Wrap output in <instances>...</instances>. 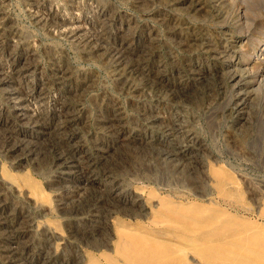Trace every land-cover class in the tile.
<instances>
[{"label":"rangeland","instance_id":"obj_1","mask_svg":"<svg viewBox=\"0 0 264 264\" xmlns=\"http://www.w3.org/2000/svg\"><path fill=\"white\" fill-rule=\"evenodd\" d=\"M154 1L153 0H104V1L103 0H96V1L95 0L94 1L93 0H81V1L80 0H2L1 1L0 0V5L2 6V7L0 6L1 7L0 12H1V14H4V15L0 16L1 17L0 18V21H1L0 22V31L2 32V33L0 32L1 33L0 34V38H1L0 39V43H1L0 53H2V54H0V57L3 56L2 59H0V66H1L0 70L3 69L2 71L5 73L13 71L11 69L14 68V65L16 62L15 63L12 62V60L7 57L8 53L12 52L13 49L17 48V49H22L24 51H27L29 49V51H31L32 54L28 60L30 62V65L33 66V68L31 69L32 78H33V79H31V83H32L31 86L34 87L35 84H38L40 86H38V89H35V91L28 94L27 96H22V99L25 98L27 103L30 106L32 105V103H33V105H35L36 103L38 104V101H39V105L41 103V105H40L41 106V108H40L41 112L40 113L43 115L41 116L42 121L40 122V119H39L38 125H40L42 127H46V128H48L50 126V129H52V130L55 129V131L58 129L57 130L58 136L55 135L56 137L53 138L52 141L46 143V145H45V148H47L46 150L43 149L41 146H38V144H37V145H35V149H34L35 152L33 150L32 153H26L24 150L19 152V153H15V154L9 153L7 151V145H6L7 142L5 141V139L1 135L2 138H0V140H1L0 144L2 145V147L0 145V166H2V168L5 167L4 168L5 172H2L3 169H0V173L2 172L3 178H5L7 181H10L13 184H15V187L17 186L19 189H22L23 192H25L27 194V196L30 195V193H28V190L30 191V189H31V188L29 189V185L27 184V182H29V183L32 182V184H35L37 186V189L39 190V194L38 195L31 194L29 196V200L27 201L23 195L22 196H20L21 194L20 195H16V194L14 195V193L8 191L6 187L1 188V186H0V189L5 190L2 192L3 196L1 195V198H0V203H1V199L4 202V204L1 203L2 206H4V208L3 207H2L3 209L1 208L3 212L0 213V219H1L0 220L1 221L0 222V229H1L0 230V233H1V235H0V239H1L0 240L1 241L0 242V249H1L0 250V254H1L0 255V264H5V263H7V264H20V263L21 264H36V263L37 264H46V263H48V264H64V263L65 264H72V263L76 264L79 261H81V262H79L77 264H110L109 262H110L111 258L117 259V257H118V254H116V251H115L116 250V244L118 241V237L122 233V230L124 227H126V229H127V227H128V229H133V228H137L138 226H140V227L143 226L145 228H147V227L151 228V226H152V222H151L152 221V215L156 213L155 209H157V211H158L159 209L172 208L174 206H177L181 210L187 211L189 213H191L192 211L195 212V211L199 210L201 212L204 211L203 213H205L208 216L213 215V216L219 217L220 218L219 220L221 222L219 225H220V227H223L225 229L240 228V227L242 228L244 226L245 227L250 226L248 228H250L251 230H254V229H258L260 227H264V223H261V221H264V193H261L262 191H264V190H262V188H264V126H262V124H264V120H262V119H264V110H262V109H264V0H195V1L194 0H154ZM96 2H98V3H96ZM49 4H51V5H49ZM183 4L185 5V7ZM43 5H44V7H43ZM131 5L134 7H132ZM5 6H6V8H5ZM47 6H48V8H47ZM2 10H4L6 13ZM91 11H93V12H91ZM43 12H44V14H43ZM98 13H100V14H98ZM161 13H162V15H161ZM129 14H131V15H129ZM46 15H47V17H46ZM60 15L62 18H59ZM180 16H182V17H180ZM161 18H162V20H161ZM165 18H167V19H165ZM116 19H118V20H116ZM184 20H185V22H184ZM12 21L15 24H13ZM39 21H40V24H39ZM63 22H64V24H63ZM170 22H171V24H170ZM201 22H202V24H201ZM134 23L136 24V26ZM62 24H63V26H62ZM128 24H130V25L128 26ZM154 24H155V26H154ZM193 24H194V26H192ZM216 24H218V25H216ZM3 25H5L6 27H4ZM7 26L9 27V29ZM105 26L106 27L108 26V28L109 27L110 28L106 29ZM87 28H89V29H87ZM118 28H119V30H118ZM17 29H18V31H17ZM176 29H177V31H176ZM94 30H96V31H94ZM97 30H98V33H97ZM105 30H109V31L104 32ZM154 30H156V31H154ZM74 32H76L77 34ZM157 32L159 35H157ZM27 33L29 34L28 36H27ZM139 33H140V35H138ZM11 34H12V36H9ZM25 34H26V38H25ZM65 34H66V36H65ZM74 34H75V36H74ZM104 34H105V36L107 35L106 38H105V36H103ZM113 34L115 36H113ZM2 35L4 36V38L1 37ZM13 35H15V36H13ZM16 36H18V37L20 36L19 40H18V37H16ZM70 36H73V38H69ZM112 37H114V38H112ZM8 38H9V40H8ZM27 38H29V39H27ZM111 38H112V40H111ZM31 39H32V41H31ZM186 39H188V40H186ZM193 39L195 40V42ZM1 40H3V41H1ZM13 40H15L16 42H14ZM125 40H127V41H125ZM178 40H180V41H178ZM111 41H112V43H111ZM34 42H35L36 46L33 44ZM168 42H169V44H168ZM21 44H23L24 46ZM49 44H50V46H49ZM125 44H126V46H125ZM177 47H178V49H177ZM4 48H6L7 50ZM26 48H28V49H26ZM85 48H86V50H85ZM123 48L125 50H123ZM200 48H202V49H200ZM1 49H3V50H1ZM38 49H39V51H38ZM90 50L91 51L93 50L92 53H90L91 52ZM112 50H113V52H112ZM5 51L7 52V54L5 53ZM46 51H47V54H46ZM88 51H90V52H88ZM142 51H144V54H142ZM126 53H128V54H126ZM4 54H5V56H4ZM130 55H132V56L130 57ZM33 57H34V59H32ZM156 59H157V61H156ZM1 61H3L6 65ZM6 61H9V62H6ZM31 61H32V63H31ZM101 62H103V63L101 64ZM141 62H143V64ZM66 63H68V64H66ZM55 64H57L58 67L60 66V68H59L60 70L56 69L58 67ZM115 66H116V68H115ZM49 68H52L53 71H52V69H49ZM33 70H35V71H33ZM140 71H142V72H140ZM112 74H113V76H112ZM116 74H117V76H116ZM75 75H76V78H75ZM70 77H71V79H70ZM37 78H39V79H37ZM22 79L23 78H20V81H23ZM97 79H98V81H96ZM50 81L51 82L53 81V82L50 83ZM72 81H73V83H72ZM103 81H104V83H103ZM223 81H225V83H223ZM64 82H66V84ZM112 82H113V84H111ZM120 82H122V83H120ZM22 84L23 83H21V87H22ZM118 84L120 86H117ZM66 85H68V86H66ZM126 85H127V87H126L127 91H125ZM183 85H185V86H183ZM21 87H19V89ZM88 87H89V89H88ZM23 88H24V85H23ZM48 89H49V91H48ZM40 90L42 91V93ZM37 91H39V92H37ZM71 91L72 92L76 91V92L70 93ZM135 92L138 94L136 95ZM150 92H152V93H150ZM153 92H155V93H153ZM35 93H36V95H35ZM46 94H48V95H46ZM70 94H72L74 96V98ZM75 94H77V95H75ZM110 94H111V96H110ZM154 94H156V95H154ZM242 94H243V96H242ZM139 95L140 96L142 95V96L140 97ZM36 96H37V99H36ZM50 96H51V98H50ZM5 97H6V95L4 94V92H2V90H0V105H1V108L3 109V110L1 109L0 111H1L2 116L5 115V114H3L4 113L3 111L4 110L6 111V109L9 108V105H10V103L6 102ZM54 97H56L57 99ZM103 97H105V98H103ZM233 97H235V98H233ZM58 98H60V99H58ZM109 98H110V100H109ZM241 98H243V99H241ZM217 99H218V101H217ZM240 100H242V101H240ZM110 101H112V102H110ZM215 101H217V102L213 103ZM119 102H120V104H119ZM133 102L135 105H133ZM145 102H147V103H145ZM4 103H5V105H3ZM148 103H149V105H148ZM64 104H67V105H64ZM104 104H106V105H104ZM146 104H147V107H146ZM69 105H70V107H69ZM141 105H143V106L141 107ZM150 105L152 106V108L150 107ZM159 105H160V107H159ZM44 106H45V108H43ZM55 106L57 107V109ZM122 106L124 108H121ZM256 106H257V108H256ZM50 107H53V108H50ZM114 107H115V109H114ZM234 107H236V108H234ZM208 108L210 109V112H209ZM113 109L118 111V112L114 111ZM124 109H125V111H124ZM155 109L156 110L158 109V112ZM57 110L58 111L60 110L59 111L60 114L58 116L55 113V111H57ZM139 110H140V112H138ZM82 112H83V114H82ZM150 113H152L151 117H149ZM155 113H157V114H155ZM72 114H74V115H72ZM145 114H146V116H143ZM169 114H170V116H169ZM176 114H177V116H176ZM260 114H262V115H260ZM64 115L65 116L67 115V116L65 117ZM84 116H86V117H84ZM115 116H116V118H115ZM59 117H60V119H59ZM146 117H147V119H146ZM152 117H153V119H152ZM85 118H87V119H85ZM182 118H183V120H182ZM254 118H256V120ZM71 119H72V121H71ZM134 119H135V123H134V121H132ZM233 119H235V120H233ZM44 120H48V121H46V123H45ZM97 120H102V121H97ZM151 120H153V121H151ZM54 121H55V123H54ZM148 121H150V122H148ZM186 121L188 122V124ZM43 122H44V124H43ZM106 122H108V123H106ZM153 122H155V123H153ZM10 123H11L13 129H20L21 124H19L18 121L16 122V120H14V117L10 116ZM95 123H96V125H95ZM105 123H106V126L104 125ZM117 123H118V125H117ZM130 123H132L133 125H131ZM60 124H62V125H60ZM84 124H85V127H84ZM86 124H88V126ZM247 125L248 126L251 125V126L248 127ZM58 126L59 127L61 126V127L58 128ZM113 126L115 127L114 131H113ZM116 126H119L120 129H119V127H116ZM64 128L65 129L68 128V129L65 130ZM59 129H60V132H59ZM63 130H64V132H63ZM108 130H109V132H108ZM137 130L140 131L139 134H138ZM164 130H165V132H164ZM188 130L189 131L191 130V131L189 132ZM238 130H239V132H238ZM81 131H82V133H81ZM249 131H250V134H249ZM52 132L53 131H51V133ZM69 132H71V133H69ZM87 132H88V134H87ZM142 132H143V135L141 134ZM146 133H147V135H146ZM182 133H183V135H182ZM61 134L64 136H62ZM115 134H117V135H115ZM154 135L157 138H155ZM180 135H182L181 136L182 138L179 139ZM243 135H244V137H243ZM81 136H83V137L81 138ZM93 136H95V137H93ZM123 136H125V137H123ZM196 136L198 138H196ZM148 137L151 139H149ZM193 137H195V138H193ZM58 138H60L59 139L60 141H56V140H58ZM64 138H65V140H64ZM80 139H81V141H80ZM128 139H130V140H128ZM139 139L141 140L140 142H139ZM157 139L161 142H159ZM174 139H178L179 142L177 140H174ZM181 139H182L183 144L181 142ZM197 139H198V141H197ZM13 140H14V138H13ZM131 140H132V142H131ZM149 140H150V142H149ZM190 140L193 142H191ZM202 140H203V142H201ZM242 140L244 141V143H242L243 142ZM56 143H57V145H56ZM118 143H120V144H118ZM163 143H164V145H163ZM191 143H194V144H191ZM70 144L72 147H70ZM152 144H154V145H152ZM173 144H174V146H173ZM176 144H178L179 146ZM183 145H185V146H183ZM158 146L159 147L163 146V147L161 149V147L159 148ZM166 147L168 149H166ZM174 147L178 148V149H175ZM203 147H205V148L203 149ZM79 148H80V150H79ZM182 149H184V150H182ZM195 150L198 152H196ZM206 150H208L207 153H206ZM258 150H260V151H258ZM1 151H3V152H1ZM6 151H7V154H6ZM44 151L48 154H46ZM78 151H79V153H78ZM157 151H158V153L160 152L161 154L160 153H159L160 155L157 154ZM72 152H74V153H72ZM80 152H82V154ZM100 152H102V153H100ZM152 152H153V154H152ZM164 152H166V153H164ZM155 153H156V157H154ZM167 153H174V155H173L174 158L173 159L168 158L166 156ZM195 153L196 154L198 153V155H196ZM85 154H86V156L87 155L88 156L86 157ZM149 154H150V156H149ZM91 155H93V156H91ZM146 155L148 156L147 157L148 159L146 158ZM161 155H162V157H161ZM32 156H34V157H32ZM140 156L143 159H141ZM188 156L189 157L193 156L192 159H193V161L194 160L195 161L193 162L191 160V158H189ZM197 156H198V160H197ZM179 157H183V158H179ZM34 158H35V162H34ZM99 158H100V160H99ZM158 158H160L161 160H158ZM155 159H156V161H155ZM174 159H177V160H174ZM39 160H43V161H39ZM69 160H72L76 165H74V167H71V165L69 166L68 164H66L65 162H68ZM75 160H76V162H75ZM136 160H137V162H136ZM143 160H144V162H143ZM5 161L6 162L10 161L11 163L10 162L5 163ZM23 161L26 163H24ZM127 161L129 163H127ZM177 161L178 162L180 161V162L178 163ZM41 162H42V164H41ZM139 162H140V165H139ZM200 162H202L203 164ZM27 163L29 166H27ZM208 163H209V165H208ZM114 164H117V165L114 166ZM17 165H19V166H17ZM160 165H162V166H160ZM210 165L215 167V168L211 167ZM15 166H17V167H15ZM77 166L79 168H77ZM130 166L132 168H130ZM146 166H148V167L150 166V167L148 168ZM200 166H202V167H200ZM34 167H36V168H34ZM104 167H106V169ZM153 167H155V168H153ZM165 167L166 168L168 167V169H165ZM147 168L150 170H148ZM174 168L176 169L175 172H174ZM217 168H221V170L217 169ZM50 169H52V170H50ZM141 169H142V171H141ZM226 169H228V171ZM85 170L88 174L85 172ZM100 170L102 172H100ZM103 170H107V171H103ZM137 170H138V174L136 173ZM164 170H166V171H164ZM170 170L172 173L170 172ZM203 170L206 172H204ZM214 170H216V171H214ZM185 171H187V173ZM23 172H24V175H22ZM180 172H182V173L180 174ZM68 173L71 175H69ZM121 173H124V174L119 175ZM153 173H156V174L153 175ZM7 174H9V175H7ZM44 174H46V175H44ZM170 174H172V176ZM183 174H184V176L179 177V175H183ZM189 174H191V175H189ZM194 174H196V175L194 176ZM197 174H200V176ZM217 174H219L218 177H217ZM227 174H228V176H230V175L231 176L228 178ZM15 175L22 176L21 178H23L24 180L20 179L19 176L17 177ZM53 175H54V177H53ZM112 175L115 177H113ZM12 176H13V179H12ZM24 176H28V178L26 179V177H24ZM66 176H68V177H66ZM101 176H102V178H101ZM126 176H127L128 180H127ZM160 176H162V180L158 179V178H161ZM163 176H165V178ZM209 176H211V177H209ZM14 177L16 178V180ZM106 177H107V179H106ZM204 177L207 178L208 180L207 179H205L206 181L202 180V179H204ZM86 178L88 179V181ZM110 178H112V179L110 180ZM211 178L213 179V181L211 180ZM231 178H233L234 180L232 179V181H230ZM30 179H31V181H30ZM157 179L160 181L159 183H161V184L157 183ZM168 179H171V180H168ZM191 179H193V180H191ZM241 179H242V181H241ZM83 180H84V182H83ZM167 180H168V182H167ZM218 180L222 181V183ZM110 181H111V184H110ZM141 181H143V182H141ZM170 181H171V183H169ZM175 181H177V184H178V182H180V185H177ZM203 181L205 182V184L208 181L207 185H205L203 183ZM164 182H166V184L168 183L167 184L168 187L166 184H164ZM103 183H105V184H103ZM162 183L166 186H164ZM172 183H175L176 186ZM213 183L216 184L215 186H217L218 188L215 187ZM97 184H98V186H97ZM124 184H125V186H123ZM126 184H127V186H126ZM130 184H132V185H130ZM156 184H157V186H156ZM183 184L185 185V187H183ZM227 184H229V185H227ZM211 185H213V188ZM64 186L66 188H64ZM108 186H109V188H108ZM122 186L124 187L125 197L129 198L126 201H123V200L121 201V198H119L116 194H114L112 192L113 190L116 191L117 188H119V187L123 189ZM137 186L141 190L138 189ZM146 186H148V187H146ZM187 186L189 187V189L192 188L191 193H190V190L187 189L188 188ZM244 186L246 187L247 190H245ZM97 187H98V189H97ZM112 187H113V189H112ZM260 187H261V189H260ZM158 188H160V189H158ZM168 188L171 190H169ZM182 188H184V190ZM233 188H236V189H233ZM83 189H84V191H83ZM111 189H112V191H111ZM131 189L134 191H132ZM137 189L139 191H137ZM179 189H182V190L179 191ZM215 189H217V190H215ZM221 189H222V191H221ZM258 189H260V191ZM125 190H126V193H125ZM166 190H168V191H166ZM233 190H235L234 193H233ZM91 191H93L94 193L93 192L91 193ZM210 191H212L213 193ZM227 191L228 192L232 191V194L228 193ZM76 192L79 194H77ZM167 192H169V193L167 194ZM186 192H188V193H186ZM214 192H216L217 194ZM223 192H226V193H223ZM42 193H45V194H42ZM83 193H85V194L83 195ZM179 193H181V194H179ZM195 193H197V194H195ZM202 193L203 194L205 193V194L203 195ZM235 193H237L238 198H236ZM46 194H47V196L45 197L44 195H46ZM76 194L79 195V197ZM112 194H114L115 196L114 195L110 196ZM193 194H195V195H193ZM211 194L212 195L215 194L214 198ZM219 194H221V195H219ZM225 194H227V196L225 197L226 199H228L227 197L229 196V194L231 195V196H229L230 198L227 201L224 198ZM39 195H43L44 199L42 198V196H39ZM161 195H162V197H161ZM207 195H209L210 197ZM216 195H219L221 198L219 196H216ZM233 195H235V197ZM259 195H260V197H257ZM85 196H88L89 198L85 197ZM99 196H100V198H99ZM108 196H109V198H108ZM141 196L143 197V199L146 200L145 202ZM232 196L234 197V199L231 198ZM251 196H253L254 198ZM255 196L257 198H255ZM10 197H12V199H9ZM14 197H15V199H14ZM18 197L19 198L21 197V199H23V200H20ZM208 197H209V199H208ZM40 198H42V199L40 200ZM72 198H74V199H72ZM136 198H137V200H136ZM153 198L156 199V201ZM186 198H187V200L185 201ZM212 198H213V200H212ZM32 199H34V200H32ZM214 199L216 200V203L213 202ZM237 199L240 200V203H238L239 201ZM36 200H37V202H36ZM132 200L133 201L135 200L134 204H133ZM170 200H172V201H170ZM206 200H208V201H206ZM209 200H210V203H212V204L206 203V202H209ZM234 200H236V201L233 202ZM33 201H35L36 203ZM70 201H71V203H69ZM180 201H182V202H180ZM187 201H189V202H187ZM242 201H243L244 205H242L243 204ZM17 202H19V203L21 202V203L19 204ZM146 202H147V204H146ZM154 202H156L155 205H154ZM176 202H178V203H176ZM148 203L150 204V207H147ZM152 203L154 206L152 205ZM213 203H215V205H213ZM222 203H223V205H222ZM24 204H25V206L26 205L27 206L26 207L23 206ZM107 204H108V206H107ZM138 205L140 206V208ZM201 205H202V207H201ZM236 205L238 208L236 207ZM239 205H241V206L239 207ZM248 205L250 208L248 207ZM43 206H44V209H43ZM41 207H42V209H41ZM51 207H53V208H51ZM96 207H97V209H96ZM125 207H127V208H125ZM133 207H134V209H133ZM142 207H144V208H142ZM151 207H152V209H151ZM18 208H20V210ZM66 208H68V209H66ZM106 208H108V209H106ZM135 208H138V209H135ZM148 208H150L151 210H149ZM233 208L235 209V211L238 210L239 208H241V209L238 210L239 212L238 211L235 212ZM5 209H6V211H5ZM37 209H38V211H37ZM140 209H141V211H140ZM33 210H35V211H33ZM44 210H45V212H44ZM46 210H48V212ZM64 210H66V211H64ZM128 210H130V211H128ZM142 210H143V212H142ZM163 210H165V209H163ZM249 210L251 213L246 212ZM23 211H24V214H21V213H23ZM26 211H29V212H26ZM117 211H119V212H117ZM144 211H146V214H144L145 213ZM222 211L227 213V214L222 215L221 214ZM126 212H128V213H126ZM18 213H19V215H18ZM23 216H24V219L22 218ZM82 216H84V217H82ZM107 216H109V217H107ZM2 217H4V218H2ZM254 217H256V218H254ZM7 218H10V219H7ZM112 218H115L117 221L115 220V222H111V221H113ZM147 218H148V220H147ZM27 219L28 220L30 219L29 220L30 222L33 221L31 223L34 226V231H36L33 235H30L31 237L27 236V234H26L28 223H30ZM14 221H16V222H14ZM47 221H48V223H47ZM122 221H123V224L125 226L121 225ZM36 222L38 223V225L36 224ZM73 222H75V223H73ZM95 222H96V224H95ZM116 222H118L119 224ZM133 222L135 224H133ZM104 223H105V225H104ZM148 223H150V224H148ZM52 224H54L53 225L54 227L52 226ZM110 224H111V226H110ZM248 224H250V225H248ZM15 225H16V228H15ZM39 225H41V226H39ZM108 225H109V227H108ZM2 226H3V228H1ZM11 226H13V227H11ZM44 226H45V228L47 227L46 230H51V231L55 232V235L53 237L47 235L45 233L46 230L43 229ZM9 227L12 229H10ZM40 227H42V228H40ZM90 227H92V228H90ZM37 228L39 230H37ZM2 230L5 232H3ZM110 230H111V232H110ZM60 232H61V234H60ZM98 232H99V234H98ZM57 233H59V235H62L61 239H60V236L57 235ZM25 236H27V237H25ZM45 236H46V238H45ZM36 237H38V238H36ZM55 237H57V238H55ZM105 238H106V240H105ZM112 238H113V240H112ZM54 239L56 241L58 239H60V240H58L56 242V241H54ZM109 239H111L112 241ZM47 240H49V241H47ZM34 241L36 242L35 244H34ZM64 241H66V242L64 243ZM67 241H69V242H67ZM9 242H10V244H9ZM16 242H17V244H16ZM37 242L40 244H38ZM19 243H20V245H19ZM48 243H50V244H48ZM47 244H48V246H50V245L51 246L53 245V246L48 247ZM95 244H96V246H95ZM55 245H57V247H54ZM74 246H77V248ZM99 246H101V247H99ZM33 247H34V249H33ZM56 248L57 249L59 248V250H57ZM2 249H3V251H2ZM55 249H56V251H55ZM75 249H76V251H75ZM79 249H80V251H79ZM8 250H10V251L8 252ZM48 250H50V251L48 252ZM54 251H55V253H54ZM67 252H68L69 256H68ZM75 252H77V253L74 254ZM23 254H25V255H23ZM35 254H36V256H35ZM61 254H63V255H61ZM40 255H42V256H40ZM15 256H17V257H15ZM94 256H96V257H94ZM28 257H29V259H28ZM56 257H58V258H56ZM75 257L79 260L76 261ZM33 258H35L34 259L35 261L33 260ZM49 258H51L52 260ZM61 258H63V259H61ZM69 258H70V260H69ZM71 258H73V259L75 258V259L72 260ZM100 258H101V260H100ZM185 260H184V262L186 264H198L196 262L190 261L187 257ZM55 261H57V262H55ZM117 262H118V264H120V261H117Z\"/></svg>","mask_w":264,"mask_h":264},{"label":"bare ground","instance_id":"obj_2","mask_svg":"<svg viewBox=\"0 0 264 264\" xmlns=\"http://www.w3.org/2000/svg\"><path fill=\"white\" fill-rule=\"evenodd\" d=\"M2 1V0H1ZM81 1V0H80ZM94 1V0H93ZM96 1V0H95ZM104 1V0H103ZM154 1V0H153ZM195 1V0H194ZM6 2V1H5ZM8 2V1H7ZM36 2V1H35ZM64 2V1H63ZM83 2V1H82ZM108 2V1H107ZM151 2V1H150ZM155 2V1H154ZM159 2V1H158ZM187 2V1H186ZM189 2V1H188ZM3 3V2H2ZM75 3V2H74ZM73 3V4H74ZM87 3V2H86ZM96 3H98V2H96ZM111 3V2H110ZM113 3V2H112ZM118 3V2H117ZM43 4V3H42ZM81 4V3H80ZM83 4V3H82ZM92 4V3H91ZM95 4V3H94ZM93 4V5H94ZM106 4V3H105ZM108 4V3H107ZM36 5V4H35ZM49 5H51V4H49ZM48 5V6H49ZM75 5V4H74ZM85 5V4H84ZM88 5V4H87ZM115 5V4H114ZM141 5V4H140ZM146 5V4H145ZM184 5V4H183ZM1 6V5H0ZM41 6V5H40ZM48 6H47V8H48ZM56 6V5H55ZM102 6V5H101ZM100 6V7H101ZM132 6V5H131ZM130 6V7H131ZM2 7V6H1ZM1 7H0V9H1ZM43 7H44V5H43ZM75 7V6H74ZM121 7V6H120ZM132 7H134V6H132ZM175 7V6H174ZM184 7H185V5H184ZM5 8H6V6H5ZM76 8V7H75ZM104 8V7H103ZM106 8V7H105ZM165 8V7H164ZM44 9V8H43ZM79 9V8H78ZM90 9V8H89ZM94 9V8H93ZM55 10V9H54ZM82 10V9H81ZM88 10V9H87ZM98 10V9H97ZM107 10V9H106ZM123 10V9H122ZM140 10V9H139ZM142 10V9H141ZM163 10V9H162ZM187 10V9H186ZM2 11H4V10H2ZM34 11V10H33ZM43 11V10H42ZM99 11V10H98ZM5 12V11H4ZM59 12V11H58ZM91 12H93V11H91ZM3 13V12H2ZM6 13V12H5ZM9 13V12H8ZM90 13V12H89ZM112 13V12H111ZM123 13V12H122ZM142 13V12H141ZM0 14H1V12H0ZM40 14V13H39ZM43 14H44V12H43ZM59 14V13H58ZM92 14V13H91ZM97 14V13H96ZM98 14H100V13H98ZM127 14V13H126ZM172 14V13H171ZM177 14V13H176ZM2 15H4V14H1L0 16H2ZM11 15V14H10ZM129 15H131V14H129ZM161 15H162V13H161ZM205 15V14H204ZM209 15V14H208ZM116 16V15H115ZM127 16V15H126ZM135 16V15H134ZM139 16V15H138ZM141 16V15H140ZM171 16V15H170ZM183 16V15H182ZM182 16H180V17H182ZM197 16V15H196ZM6 17V16H5ZM11 17V16H10ZM9 17V18H10ZM46 17H47V15H46ZM98 17V16H97ZM129 17V16H128ZM131 17V16H130ZM152 17V16H151ZM162 17V16H161ZM1 18V17H0ZM59 18H62L61 17V15H60V17ZM137 18V17H136ZM197 18V17H196ZM5 19V18H4ZM54 19V18H53ZM78 19V18H77ZM99 19V18H98ZM126 19V18H125ZM149 19V18H148ZM165 19H167V18H165ZM181 19V18H180ZM2 20V19H1ZM15 20V19H14ZM42 20V19H41ZM57 20V19H56ZM88 20V19H87ZM105 20V19H104ZM116 20H118V19H116ZM142 20V19H141ZM161 20H162V18H161ZM7 21V20H6ZM5 21V22H6ZM9 21V20H8ZM58 21V20H57ZM66 21V20H65ZM68 21V20H67ZM86 21V20H85ZM84 21V22H85ZM97 21V20H96ZM102 21V20H101ZM188 21V20H187ZM1 22V21H0ZM43 22V21H42ZM53 22V21H52ZM78 22V21H77ZM100 22V21H99ZM116 22V21H115ZM114 22V23H115ZM120 22V21H119ZM126 22V21H125ZM142 22V21H141ZM161 22V21H160ZM184 22H185V20H184ZM11 23V22H10ZM12 23H13V21H12ZM11 23V24H12ZM38 23V22H37ZM49 23V22H48ZM54 23V22H53ZM76 23V22H75ZM138 23V22H137ZM146 23V22H145ZM144 23V24H145ZM163 23V22H162ZM167 23V22H166ZM174 23V22H173ZM189 23V22H188ZM9 24V23H8ZM13 24H15V23H13ZM39 24H40V21H39ZM63 24H64V22H63ZM63 24H62V26H63ZM66 24V23H65ZM72 24V23H71ZM80 24V23H79ZM85 24V23H84ZM83 24V25H84ZM100 24V23H99ZM135 24V23H134ZM141 24V23H140ZM170 24H171V22H170ZM191 24V23H190ZM201 24H202V22H201ZM7 25V24H6ZM82 25V26H83ZM96 25V24H95ZM110 25V24H109ZM114 25V24H113ZM130 24H128V26H129ZM175 25V24H174ZM197 25V24H196ZM216 25H218V24H216ZM4 27H6L5 25H3ZM53 26V25H52ZM71 26V25H70ZM86 26V25H85ZM90 26V25H89ZM124 26V25H123ZM135 26H136V24H135ZM154 26H155V24H154ZM157 26V25H156ZM192 26H194V24L192 25ZM207 26V25H206ZM213 26V25H212ZM8 27V26H7ZM13 27V26H12ZM91 27V26H90ZM93 27V26H92ZM97 27V26H96ZM106 27V26H105ZM141 27V26H140ZM190 27V26H189ZM14 28V27H13ZM18 28V27H17ZM100 28V27H99ZM110 28V27H109ZM108 28V26L106 27V29H109ZM159 28V27H158ZM8 29H9V27H8ZM58 29V28H57ZM60 29V28H59ZM75 29V28H74ZM87 29H89V28H87ZM103 29V28H102ZM121 29V28H120ZM125 29V28H124ZM132 29V28H131ZM145 29V28H144ZM153 29V28H152ZM162 29V28H161ZM191 29V28H190ZM189 29V30H190ZM2 30V29H1ZM7 30V29H6ZM13 30V29H12ZM99 30V29H98ZM98 30H97V33H98ZM116 30V29H115ZM118 30H119V28H118ZM117 30V31H118ZM184 30V29H183ZM197 30V29H196ZM17 31H18V29H17ZM85 31V30H84ZM88 31V30H87ZM94 31H96V30H94ZM101 31V30H100ZM107 31H109V30H105L104 32H107ZM111 31V30H110ZM116 31V32H117ZM140 31V30H139ZM152 31V30H151ZM154 31H156V30H154ZM164 31V30H163ZM162 31V32H163ZM172 31V30H171ZM176 31H177V29H176ZM1 32V31H0ZM7 32V31H6ZM16 32V31H15ZM47 32V31H46ZM66 32V31H65ZM68 32V31H67ZM113 32V31H112ZM121 32V31H120ZM133 32V31H132ZM170 32V31H169ZM173 32V31H172ZM180 32V31H179ZM2 33V32H1ZM0 33V34H1ZM9 33V32H8ZM7 33V34H8ZM11 33V32H10ZM18 33V32H17ZM23 33V32H22ZM70 33V32H69ZM74 33H76V32H74ZM83 33V32H82ZM87 33V32H86ZM115 33V32H114ZM124 33V32H123ZM151 33V32H150ZM165 33V32H164ZM177 33V32H176ZM182 33V32H181ZM197 33V32H196ZM16 34V33H15ZM19 34V33H18ZM77 34V33H76ZM88 34V33H87ZM100 34V33H99ZM125 34V33H124ZM143 34V33H142ZM174 34V33H173ZM179 34V33H178ZM195 34V33H194ZM29 34L27 33V36H28ZM92 35V34H91ZM97 35V34H96ZM102 35V34H101ZM135 35V34H134ZM133 35V36H134ZM138 35H140V33L138 34ZM151 35V34H150ZM157 35H159L158 34V32H157ZM165 35V34H164ZM167 35V34H166ZM9 36H12V34L11 35H9ZM8 36V37H9ZM13 36H15V35H13ZM65 36H66V34H65ZM74 36H75V34H74ZM103 36H105V34L103 35ZM107 36V35H106ZM106 36H105V38H106ZM110 36V35H109ZM113 36H115L114 34H113ZM174 36V35H173ZM179 36V35H178ZM194 36V35H193ZM1 37H3L4 38V36L2 35ZM16 37H18V36H16ZM142 37V36H141ZM12 38V37H11ZM10 38V39H11ZM19 38H20V36L18 37V40H19ZM25 38H26V34H25ZM67 38V37H66ZM69 38H73V36H70ZM68 38V39H69ZM95 38V37H94ZM112 38H114V37H112ZM112 38H111V40H112ZM116 38V37H115ZM172 38V37H171ZM1 39V38H0ZM27 39H29V38H27ZM129 39V38H128ZM156 39V38H155ZM164 39V38H163ZM178 39V38H177ZM199 39V38H198ZM8 40H9V38H8ZM7 40V41H8ZM16 40V39H15ZM15 40H13L14 42H16ZM26 40V39H25ZM75 40V39H74ZM92 40V39H91ZM103 40V39H102ZM114 40V39H113ZM120 40V39H119ZM140 40V39H139ZM176 40V39H175ZM181 40V39H180ZM180 40H178V41H180ZM184 40V39H183ZM186 40H188V39H186ZM185 40V41H186ZM194 40V39H193ZM1 41H3V40H1ZM12 41V42H13ZM28 41V40H27ZM31 41H32V39H31ZM70 41V40H69ZM108 41V40H107ZM122 41V40H121ZM125 41H127V40H125ZM143 41V40H142ZM173 41V40H172ZM171 41V42H172ZM197 41V40H196ZM19 42V41H18ZM25 42V41H24ZM89 42V41H88ZM117 42V41H116ZM130 42V41H129ZM132 42V41H131ZM137 42V41H136ZM147 42V41H146ZM194 42H195V40H194ZM22 43V42H21ZM30 43V42H29ZM37 43V42H36ZM75 43V42H74ZM80 43V42H79ZM94 43V42H93ZM99 43V42H98ZM101 43V42H100ZM103 43V42H102ZM111 43H112V41H111ZM114 43V42H113ZM145 43V42H144ZM155 43V42H154ZM159 43V42H158ZM162 43V42H161ZM175 43V42H174ZM20 44V43H19ZM26 44V43H25ZM28 44V43H27ZM34 45H35V42L33 43ZM46 44V43H45ZM121 44V43H120ZM137 44V43H136ZM168 44H169V42H168ZM202 44V43H201ZM21 45H23V44H21ZM56 45V44H55ZM114 45V44H113ZM133 45V44H132ZM165 45V44H164ZM187 45V44H186ZM0 46H1V43H0ZM9 46V45H8ZM13 46V45H12ZM15 46V45H14ZM24 46V45H23ZM36 46V45H35ZM49 46H50V44H49ZM88 46V45H87ZM86 46V47H87ZM121 46V45H120ZM125 46H126V44H125ZM134 46V45H133ZM197 46V45H196ZM10 47V46H9ZM16 47V46H15ZM22 47V46H21ZM42 47V46H41ZM46 47V46H45ZM84 47V46H83ZM123 47V46H122ZM147 47V46H146ZM34 48V47H33ZM115 48V47H114ZM125 48V47H124ZM123 48V50H125ZM134 48V47H133ZM188 48V47H187ZM4 49H6V48H4ZM11 49V48H10ZM26 49H28V48H26ZM36 49V48H35ZM43 49V48H42ZM46 49V48H45ZM58 49V48H57ZM75 49V48H74ZM84 49V48H83ZM88 49V48H87ZM95 49V48H94ZM132 49V48H131ZM139 49V48H138ZM152 49V48H151ZM171 49V48H170ZM177 49H178V47H177ZM200 49H202V48H200ZM206 49V48H205ZM1 50H3V49H1ZM7 50V49H6ZM34 50V49H33ZM41 50V49H40ZM61 50V49H60ZM63 50V49H62ZM85 50H86V48H85ZM104 50V49H103ZM175 50V49H174ZM198 50V49H197ZM38 51H39V49H38ZM79 51V50H78ZM77 51V52H78ZM91 51V50H90ZM90 51H88V52H90ZM93 51V50H92ZM92 51L90 52V53H92ZM95 51V50H94ZM122 51V50H121ZM155 51V50H154ZM179 51V50H178ZM2 52V51H1ZM75 52V51H74ZM80 52V51H79ZM112 52H113V50H112ZM212 52V51H211ZM5 53L7 54V52L5 51ZM97 53V52H96ZM109 53V52H108ZM131 53V52H130ZM203 53V52H202ZM209 53V52H208ZM0 54H2V53H0ZM31 51H29V49L27 50V51H24V50H22V49H17V48H15V49H13V51L12 52H10V53H8V55H7V57L9 58V59H11L12 60V62H16L15 63V65H14V68H12L11 70H13L12 72L10 71V72H7V73H5V72H3L2 70L3 69H1L0 70V90H2V92H4V94L6 95V97H5V99H6V102H8V103H10V105H9V108H7L6 109V111L4 110L3 112V114H5L4 116H2L1 115V111H0V138H4L5 139V141L7 142V151L9 152V153H11V154H15V153H19V152H21V151H25L26 153H32V151L35 149V145H37L38 144V146H41L43 149H47V148H45V145H46V143H48V142H50V141H52L53 140V138H55L56 136H58V129L55 131V129H50V126L48 127V128H46V127H42V126H40V125H38V121H39V119H40V122L42 121V119H41V116L43 115V114H41L40 112H41V103H40V105H39V101H38V104L36 103L35 105H33V103H32V105L30 106L28 103H27V101H26V99L25 98H23L22 99V96H27L28 94H30V93H32L33 91H35V89H38V86H40V85H38V84H35V86L34 87H32L31 85H32V83H31V79H33L32 78V73H31V69L33 68V66L32 65H30V62L28 61L29 60V58H30V56H31ZM46 54H47V51H46ZM66 54V53H65ZM79 54V53H78ZM77 54V55H78ZM84 54V53H83ZM126 54H128V53H126ZM142 54H144V51H142ZM35 55V54H34ZM67 55V54H66ZM136 55V54H135ZM146 55V54H145ZM2 56V55H1ZM4 56H5V54H4ZM58 56V55H57ZM65 56V55H64ZM80 56V55H79ZM84 56V55H83ZM128 56V55H127ZM132 55H130V57H131ZM189 56V55H188ZM3 57V56H2ZM2 57H0V59H2ZM51 57V56H50ZM56 57V56H55ZM126 57V56H125ZM134 57V56H133ZM136 57V56H135ZM150 57V56H149ZM5 58V57H4ZM64 58V57H63ZM73 58V57H72ZM87 58V57H86ZM137 58V57H136ZM171 58V57H170ZM6 59V58H5ZM32 59H34V57L32 58ZM31 59V60H32ZM65 59V58H64ZM4 60V59H3ZM54 60V59H53ZM56 60V59H55ZM61 60V59H60ZM171 60V59H170ZM175 60V59H174ZM233 60V59H232ZM10 61V60H9ZM9 61H6V62H9ZM67 61V60H66ZM65 61V62H66ZM153 61V60H152ZM156 61H157V59H156ZM1 62H3V61H1ZM61 62V61H60ZM74 62V61H73ZM123 62V61H122ZM121 62V63H122ZM129 62V61H128ZM136 62V61H135ZM146 62V61H145ZM154 62V61H153ZM161 62V61H160ZM172 62V61H171ZM175 62V61H174ZM4 63V62H3ZM31 63H32V61H31ZM71 63V62H70ZM103 62H101V64H102ZM142 64H143V62H141ZM140 63V64H141ZM148 63V62H147ZM237 63V62H236ZM242 63V62H241ZM5 64V63H4ZM42 64V63H41ZM58 64V63H57ZM57 64H55L57 67H58V65ZM66 64H68V63H66ZM151 64V63H150ZM175 64V63H174ZM6 65V64H5ZM12 65V64H11ZM64 65V64H63ZM117 65V64H116ZM121 65V64H120ZM136 65V64H135ZM36 66V65H35ZM104 66V65H103ZM114 66V65H113ZM240 66V65H239ZM1 67V66H0ZM3 67V66H2ZM9 67V66H8ZM11 67V66H10ZM49 67V66H48ZM72 67V66H71ZM142 67V66H141ZM157 67V66H156ZM159 67V66H158ZM179 67V66H178ZM38 68V67H37ZM43 68V67H42ZM60 68V66L58 67V68H56V69H59ZM68 68V67H67ZM92 68V67H91ZM95 68V67H94ZM101 68V67H100ZM115 68H116V66H115ZM167 68V67H166ZM175 68V67H174ZM229 68V67H228ZM6 69V68H5ZM4 69V70H5ZM10 69V68H9ZM36 69V68H35ZM49 69H52V68H49ZM66 69V68H65ZM82 69V68H81ZM80 69V70H81ZM89 69V68H88ZM87 69V70H88ZM103 69V68H102ZM139 69V68H138ZM154 69V68H153ZM45 70V69H44ZM60 70V69H59ZM68 70V69H67ZM86 70V69H85ZM131 70V69H130ZM215 70V69H214ZM33 71H35V70H33ZM50 71V70H49ZM52 71H53V69H52ZM70 71V70H69ZM77 71V70H76ZM79 71V70H78ZM83 71V70H82ZM81 71V72H82ZM95 71V70H94ZM112 71V70H111ZM121 71V70H120ZM133 71V70H132ZM200 71V70H199ZM55 72V71H54ZM86 72V71H85ZM88 72V71H87ZM140 72H142V71H140ZM139 72V73H140ZM175 72V71H174ZM181 72V71H180ZM37 73V72H36ZM42 73V72H41ZM57 73V72H56ZM113 73V72H112ZM167 73V72H166ZM219 73V72H218ZM50 74V73H49ZM67 74V73H66ZM114 74V73H113ZM113 74H112V76H113ZM212 74V73H211ZM210 74V75H211ZM153 75V74H152ZM163 75V74H162ZM91 76V75H90ZM105 76V75H104ZM110 76V75H109ZM116 76H117V74H116ZM56 77V76H55ZM73 77V76H72ZM129 77V76H128ZM134 77V76H133ZM132 77V78H133ZM167 77V76H166ZM182 77V76H181ZM222 77V76H221ZM20 78H23L22 80L23 81H20ZM42 78V77H41ZM49 78V77H48ZM75 78H76V75H75ZM83 78V77H82ZM106 78V77H105ZM37 79H39V78H37ZM57 79V78H56ZM61 79V78H60ZM69 79V78H68ZM70 79H71V77H70ZM74 79V78H73ZM85 79V78H84ZM90 79V78H89ZM114 79V78H113ZM124 79V78H123ZM244 79V78H243ZM83 80V79H82ZM107 80V79H106ZM143 80V79H142ZM157 80V79H156ZM161 80V79H160ZM167 80V79H166ZM197 80V79H196ZM235 80V79H234ZM48 81V80H47ZM84 81V80H83ZM90 81V80H89ZM96 81H98V79L96 80ZM124 81V80H123ZM151 81V80H150ZM149 81V82H150ZM164 81V80H163ZM25 82V83H24ZM29 82V83H28ZM33 82V81H32ZM35 82V81H34ZM53 82V81H52ZM51 81H50V83H52ZM79 82V81H78ZM101 82V81H100ZM165 82V81H164ZM192 82V81H191ZM21 83H23L22 84V87H21ZM40 83V82H39ZM48 83V82H47ZM49 83V84H50ZM65 84H66V82H64ZM63 83V84H64ZM72 83H73V81H72ZM89 83V82H88ZM91 83V82H90ZM103 83H104V81H103ZM118 83V82H117ZM120 83H122V82H120ZM119 83V84H120ZM132 83V82H131ZM182 83V82H181ZM223 83H225V81H223ZM43 84V83H42ZM48 84V85H49ZM85 84V83H84ZM92 84V83H91ZM111 84H113V82L111 83ZM117 85V86H120V85ZM127 84V83H126ZM164 84V83H163ZM185 84V83H184ZM23 85H24V88H23ZM34 85V84H33ZM46 85V84H45ZM55 85V84H54ZM73 85V84H72ZM76 85V84H75ZM80 85V84H79ZM128 85V84H127ZM127 85L125 86V88L127 87ZM149 85V84H148ZM147 85V86H148ZM169 85V84H168ZM167 85V86H168ZM226 85V84H225ZM66 86H68V85H66ZM71 86V85H70ZM86 86V85H85ZM90 86V85H89ZM103 86V85H102ZM116 86V87H117ZM124 86V85H123ZM172 86V85H171ZM181 86V85H180ZM183 86H185V85H183ZM233 86V85H232ZM239 86V85H238ZM19 87H21L20 89H19ZM43 87V86H42ZM52 87V86H51ZM50 87V88H51ZM107 87V86H106ZM122 87V86H121ZM150 87V86H149ZM170 87V86H169ZM174 87V86H173ZM194 87V86H193ZM48 88V87H47ZM68 88V87H67ZM137 88V87H136ZM171 88V87H170ZM176 88V87H175ZM183 88V87H182ZM241 88V87H240ZM43 89V88H42ZM81 89V88H80ZM84 89V88H83ZM88 89H89V87H88ZM92 89V88H91ZM95 89V88H94ZM98 89V88H97ZM180 89V88H179ZM226 89V88H225ZM71 90V89H70ZM104 90V89H103ZM133 90V89H132ZM135 90V89H134ZM148 90V89H147ZM207 90V89H206ZM229 90V89H228ZM41 91V90H40ZM48 91H49V89H48ZM68 91V90H67ZM85 91V90H84ZM92 91V90H91ZM118 91V90H117ZM116 91V92H117ZM125 91H127V88L125 89ZM131 91V90H130ZM235 91V90H234ZM237 91V90H236ZM37 92H39V91H37ZM59 92V91H58ZM74 92H76V91H74ZM74 92H70V93H74ZM108 92V91H107ZM115 92V91H114ZM123 92V91H122ZM148 92V91H147ZM159 92V91H158ZM229 92V91H228ZM41 93H42V91H41ZM78 93V92H77ZM81 93V92H80ZM83 93V92H82ZM92 93V92H91ZM136 93V92H135ZM144 93V92H143ZM150 93H152V92H150ZM153 93H155V92H153ZM181 93V92H180ZM255 93V92H254ZM40 94V93H39ZM67 94V93H66ZM138 93H136V95H137ZM145 94V93H144ZM230 94V93H229ZM35 95H36V93H35ZM41 95V94H40ZM46 95H48V94H46ZM68 95V94H67ZM70 95H72V94H70ZM75 95H77V94H75ZM88 95V94H87ZM90 95V94H89ZM92 95V94H91ZM143 95V94H142ZM141 95V96H142ZM154 95H156V94H154ZM251 95V94H250ZM253 95V94H252ZM32 96V95H31ZM43 96V95H42ZM54 96V95H53ZM73 96V95H72ZM81 96V95H80ZM85 96V95H84ZM103 96V95H102ZM101 96V97H102ZM109 96V95H108ZM110 96H111V94H110ZM118 96V95H117ZM140 96V95H139ZM140 96V97H141ZM145 96V95H144ZM242 96H243V94H242ZM47 97V96H46ZM218 97V96H217ZM229 97V96H228ZM246 97V96H245ZM32 98V97H31ZM39 98V97H38ZM44 98V97H43ZM42 98V99H43ZM50 98H51V96H50ZM49 98V99H50ZM54 98H56V97H54ZM73 98H74V96H73ZM103 98H105V97H103ZM131 98V97H130ZM139 98V97H138ZM154 98V97H153ZM233 98H235V97H233ZM35 99V98H34ZM36 99H37V96H36ZM48 99V100H49ZM53 99V98H52ZM57 99V98H56ZM58 99H60V98H58ZM62 99V98H61ZM114 99V98H113ZM116 99V98H115ZM162 99V98H161ZM185 99V98H184ZM237 99V98H236ZM241 99H243V98H241ZM28 100V99H27ZM64 100V99H63ZM108 100V99H107ZM109 100H110V98H109ZM112 100V99H111ZM119 100V99H118ZM139 100V99H138ZM141 100V99H140ZM152 100V99H151ZM258 100V99H257ZM35 101V100H34ZM43 101V100H42ZM217 101H218V99H217ZM217 101H215V102H213V103H216ZM240 101H242V100H240ZM249 101V100H248ZM47 102V101H46ZM52 102V101H51ZM57 102V101H56ZM110 102H112V101H110ZM151 102V101H150ZM158 102V101H157ZM48 103V102H47ZM50 103V102H49ZM55 103V102H54ZM60 103V102H59ZM85 103V102H84ZM106 103V102H105ZM131 103V102H130ZM139 103V102H138ZM142 103V102H141ZM145 103H147V102H145ZM162 103V102H161ZM160 103V104H161ZM44 104V103H43ZM70 104V103H69ZM74 104V103H73ZM117 104V103H116ZM119 104H120V102H119ZM132 104V103H131ZM155 104V103H154ZM157 104V103H156ZM239 104V103H238ZM246 104V103H245ZM258 104V103H257ZM3 105H5V103L3 104ZM48 105V104H47ZM46 105V106H47ZM53 105V104H52ZM64 105H67V104H64ZM104 105H106V104H104ZM113 105V104H112ZM111 105V106H112ZM133 105H135L134 104V102H133ZM148 105H149V103H148ZM248 105V104H247ZM50 106V105H49ZM57 106V105H56ZM55 106V107H56ZM132 106V105H131ZM137 106V105H136ZM143 105H141V107H142ZM226 106V105H225ZM232 106V105H231ZM54 107V106H53ZM53 107H50V108H53ZM59 107V106H58ZM69 107H70V105H69ZM133 107V106H132ZM146 107H147V104H146ZM150 107L152 108V106L150 105ZM156 107V106H155ZM159 107H160V105H159ZM212 107V106H211ZM219 107V106H218ZM259 107V106H258ZM4 108V107H3ZM43 108H45V106L43 107ZM74 108V107H73ZM81 108V107H80ZM83 108V107H82ZM85 108V107H84ZM119 108V107H118ZM121 108H124L123 106L121 107ZM138 108V107H137ZM145 108V107H144ZM175 108V107H174ZM173 108V109H174ZM234 108H236V107H234ZM256 108H257V106H256ZM2 108H1V105H0V110H1ZM56 109H57V107H56ZM62 109V108H61ZM64 109V108H63ZM78 109V108H77ZM110 109V108H109ZM114 109H115V107H114ZM113 109V110H114ZM143 109V108H142ZM154 109V108H153ZM209 109V108H208ZM3 110V109H2ZM49 110V109H48ZM144 110V109H143ZM156 110V109H155ZM163 110V109H162ZM169 110V109H168ZM224 110V109H223ZM238 110V109H237ZM262 110H264V109H262ZM60 111V110H59ZM58 110L57 111H55V113H56V115L58 116L59 114H60V112H59ZM71 111V110H70ZM81 111V110H80ZM79 111V112H80ZM114 111H116V110H114ZM124 111H125V109H124ZM157 112H158V109L156 110ZM161 111V110H160ZM212 111V110H211ZM62 112V111H61ZM73 112V111H72ZM84 112V111H83ZM83 112H82V114H83ZM87 112V111H86ZM113 112V111H112ZM116 112H118V111H116ZM115 112V113H116ZM138 112H140V110L138 111ZM143 112V111H142ZM150 112V111H149ZM152 112V111H151ZM163 112V111H162ZM209 112H210V109H209ZM215 112V111H214ZM257 112V111H256ZM49 113V112H48ZM147 113V112H146ZM165 113V112H164ZM163 113V114H164ZM206 113V112H205ZM41 114V115H40ZM113 114V113H112ZM120 114V113H119ZM136 114V113H135ZM139 114V113H138ZM151 114L152 113H150V115H149V117H151ZM155 114H157V113H155ZM160 114V113H159ZM162 114V113H161ZM166 114V113H165ZM164 114V115H165ZM204 114V113H203ZM215 114V113H214ZM220 114V113H219ZM245 114V113H244ZM253 114V113H252ZM257 114V113H256ZM47 115V114H46ZM70 115V114H69ZM68 115V116H69ZM72 115H74V114H72ZM86 115V114H85ZM125 115V114H124ZM148 115V114H147ZM195 115V114H194ZM211 115V114H210ZM209 115V116H210ZM260 115H262V114H260ZM259 115V116H260ZM10 116L11 117H14V120H16V122L18 121V123L19 124H21V126H20V129H13V127H12V125H11V123H10ZM38 116V117H37ZM51 116V115H50ZM65 116V115H64ZM67 116V115H66ZM65 116V117H66ZM76 116V115H75ZM130 116V115H129ZM134 116V115H133ZM139 116V115H138ZM141 116V115H140ZM143 116H146V114L145 115H143ZM153 116V115H152ZM169 116H170V114H169ZM176 116H177V114H176ZM208 116V117H209ZM235 116V115H234ZM242 116V115H241ZM258 116V115H257ZM49 117V116H48ZM61 117V116H60ZM60 117H59V119H60ZM84 117H86V116H84ZM109 117V116H108ZM120 117V116H119ZM175 117V116H174ZM233 117V116H232ZM77 118V117H76ZM96 118V117H95ZM115 118H116V116H115ZM126 118V117H125ZM136 118V117H135ZM157 118V117H156ZM176 118V117H175ZM207 118V117H206ZM245 118V117H244ZM253 118V117H252ZM45 119V118H44ZM66 119V118H65ZM70 119V118H69ZM79 119V118H78ZM83 119V118H82ZM85 119H87V118H85ZM119 119V118H118ZM122 119V118H121ZM146 119H147V117H146ZM152 119H153V117H152ZM155 119V118H154ZM220 119V118H219ZM248 119V118H247ZM255 120H256V118H254ZM62 120V119H61ZM64 120V119H63ZM94 120V119H93ZM127 120V119H126ZM144 120V119H143ZM172 120V119H171ZM182 120H183V118H182ZM233 120H235V119H233ZM245 120V119H244ZM262 120H264V119H262ZM45 121V123H46V121H48V120H44ZM71 121H72V119H71ZM77 121V120H76ZM97 121H102V120H97ZM124 121V120H123ZM132 121H134V123H135V119L134 120H132ZM151 121H153V120H151ZM166 121V120H165ZM60 122V121H59ZM65 122V121H64ZM70 122V121H69ZM74 122V121H73ZM83 122V121H82ZM81 122V123H82ZM104 122V121H103ZM110 122V121H109ZM148 122H150V121H148ZM176 122V121H175ZM187 122V121H186ZM244 122V121H243ZM260 122V121H259ZM54 123H55V121H54ZM86 123V122H85ZM106 123H108V122H106ZM106 123L104 124L105 126H106ZM121 123V122H120ZM123 123V122H122ZM138 123V122H137ZM153 123H155V122H153ZM170 123V122H169ZM177 123V122H176ZM251 123V122H250ZM17 124V123H16ZM42 124V123H41ZM43 124H44V122H43ZM59 124V123H58ZM131 125H133L132 123H130ZM142 124V123H141ZM174 124V123H173ZM187 124H188V122H187ZM47 125V124H46ZM60 125H62V124H60ZM81 125V124H80ZM87 126H88V124H86ZM95 125H96V123H95ZM117 125H118V123H117ZM122 125V124H121ZM129 125V124H128ZM140 125V124H139ZM138 125V126H139ZM179 125V124H178ZM185 125V124H184ZM210 125V124H209ZM238 125V124H237ZM14 126V125H13ZM64 126V125H63ZM79 126V125H78ZM126 126V125H125ZM141 126V125H140ZM143 126V125H142ZM180 126V125H179ZM189 126V125H188ZM245 126V125H244ZM248 126V125H247ZM251 126V125H250ZM250 126H248V127H250ZM262 126H264V124H262ZM19 127V126H18ZM61 127V126H60ZM59 126H58V128H60ZM82 127V126H81ZM84 127H85V124H84ZM116 127H119V126H116ZM124 127V126H123ZM213 127V126H212ZM73 128V127H72ZM111 128V127H110ZM114 126H113V131H114ZM65 129V128H64ZM68 129V128H67ZM67 129H65V130H67ZM112 129V128H111ZM119 129H120V127H119ZM135 129V128H134ZM251 129V128H250ZM76 130V129H75ZM97 130V129H96ZM124 130V129H123ZM129 130V129H128ZM132 130V129H131ZM145 130V129H144ZM154 130V129H153ZM167 130V129H166ZM180 130V129H179ZM51 131H53L52 133H51ZM138 131V130H137ZM143 131V130H142ZM189 131V130H188ZM191 131V130H190ZM189 131V132H190ZM193 131V130H192ZM59 132H60V129H59ZM63 132H64V130H63ZM98 132V131H97ZM108 132H109V130H108ZM120 132V131H119ZM133 132V131H132ZM139 132L140 131H138V134H139ZM147 132V131H146ZM154 132V131H153ZM164 132H165V130H164ZM238 132H239V130H238ZM68 133V132H67ZM69 133H71V132H69ZM81 133H82V131H81ZM80 133V134H81ZM105 133V132H104ZM117 133V132H116ZM123 133V132H122ZM136 133V132H135ZM157 133V132H156ZM155 133V134H156ZM159 133V132H158ZM185 133V132H184ZM52 136H51V135ZM87 134H88V132H87ZM127 134V133H126ZM125 134V135H126ZM142 135H143V132L141 133ZM140 134V135H141ZM172 134V133H171ZM176 134V133H175ZM178 134V133H177ZM196 134V133H195ZM249 134H250V131H249ZM1 135H2V137H1ZM56 135V136H55ZM62 135V134H61ZM75 135V134H74ZM86 135V134H85ZM115 135H117V134H115ZM120 135V134H119ZM118 135V136H119ZM124 135V134H123ZM146 135H147V133H146ZM153 135V134H152ZM161 135V134H160ZM174 135V134H173ZM182 135H183V133H182ZM182 135H180V137H179V139L180 138H182L181 136ZM6 136V137H5ZM62 136H64V135H62ZM66 136V135H65ZM69 136V135H68ZM67 136V137H68ZM87 136V135H86ZM96 136V135H95ZM95 136H93V137H95ZM103 136V135H102ZM145 136V135H144ZM149 136V135H148ZM151 136V135H150ZM155 136V135H154ZM162 136V135H161ZM172 136V135H171ZM170 136V137H171ZM178 136V135H177ZM185 136V135H184ZM183 136V137H184ZM248 136V135H247ZM61 137V136H60ZM83 136H81V138H82ZM123 137H125V136H123ZM176 137V136H175ZM243 137H244V135H243ZM13 138H14V140H13ZM66 138V137H65ZM65 138H64V140H65ZM78 138V137H77ZM133 138V137H132ZM144 138V137H143ZM149 138V137H148ZM147 138V139H148ZM155 138H157L156 136H155ZM165 138V137H164ZM178 138V137H177ZM189 138V137H188ZM193 138H195V137H193ZM196 138H198L197 136H196ZM60 138H58V140H56V141H60L59 140ZM63 139V138H62ZM74 139V138H73ZM79 139V138H78ZM97 139V138H96ZM149 139H151V138H149ZM190 139V138H189ZM200 139V138H199ZM16 140V141H15ZM119 140V139H118ZM125 140V139H124ZM127 140V139H126ZM128 140H130V139H128ZM145 140V139H144ZM158 140V139H157ZM164 140V139H163ZM170 140V139H169ZM174 140H177L178 141V139H174ZM187 140V139H186ZM185 140V141H186ZM1 141V140H0ZM4 141V140H3ZM2 141V142H3ZM80 141H81V139H80ZM141 140L139 139V142H140ZM148 141V140H147ZM159 141V140H158ZM157 141V142H158ZM171 141V140H170ZM191 141V140H190ZM197 141H198V139H197ZM237 141V140H236ZM243 141V140H242ZM128 142V141H127ZM126 142V143H127ZM131 142H132V140H131ZM134 142V141H133ZM149 142H150V140H149ZM159 142H161V141H159ZM179 142V141H178ZM181 142H182V139H181ZM180 142V143H181ZM191 142H193V141H191ZM201 142H203V140L201 141ZM247 142V141H246ZM60 143V142H59ZM66 143V142H65ZM74 143V142H73ZM84 143V142H83ZM155 143V142H154ZM175 143V142H174ZM242 143H244V141L242 142ZM50 144V143H49ZM103 144V143H102ZM118 144H120V143H118ZM143 144V143H142ZM162 144V143H161ZM182 144H183V142H182ZM191 144H194V143H191ZM199 144V143H198ZM201 144V143H200ZM1 145V144H0ZM56 145H57V143H56ZM73 145V144H72ZM96 145V144H95ZM111 145V144H110ZM152 145H154V144H152ZM160 145V144H159ZM163 145H164V143H163ZM172 145V144H171ZM176 145H178V144H176ZM175 145V146H176ZM205 145V144H204ZM49 146V145H48ZM52 146V145H51ZM84 146V145H83ZM88 146V145H87ZM99 146V145H98ZM157 146V145H156ZM169 146V145H168ZM173 146H174V144H173ZM179 146V145H178ZM183 146H185V145H183ZM191 146V145H190ZM258 146V145H257ZM1 147H2V145H1ZM66 147V146H65ZM69 147V146H68ZM70 147H72L71 146V144H70ZM77 147V146H76ZM144 147V146H143ZM150 147V146H149ZM152 147V146H151ZM154 147V146H153ZM159 147V146H158ZM161 147V146H160ZM159 147V148H160ZM163 147V146H162ZM162 147H161V149H162ZM165 147V146H164ZM198 147V146H197ZM210 147V146H209ZM50 148V147H49ZM75 148V147H74ZM85 148V147H84ZM128 148V147H127ZM142 148V147H141ZM175 148V147H174ZM186 148V147H185ZM189 148V147H188ZM187 148V149H188ZM199 148V147H198ZM201 148V147H200ZM205 147H203V149H204ZM65 149V148H64ZM67 149V148H66ZM82 149V148H81ZM105 149V148H104ZM144 149V148H143ZM150 149V148H149ZM166 149H168L167 147H166ZM175 149H178V148H175ZM5 150V149H4ZM59 150V149H58ZM69 150V149H68ZM77 150V149H76ZM79 150H80V148H79ZM96 150V149H95ZM94 150V151H95ZM147 150V149H146ZM182 150H184V149H182ZM181 150V151H182ZM211 150V149H210ZM7 151H6V154H7ZM73 151V150H72ZM87 151V150H86ZM106 151V150H105ZM178 151V150H177ZM196 151V150H195ZM257 151V150H256ZM258 151H260V150H258ZM1 152H3V151H1ZM34 152H35V150H34ZM45 152V151H44ZM67 152V151H66ZM97 152V151H96ZM107 152V151H106ZM133 152V151H132ZM168 152V151H167ZM174 152V151H173ZM183 152V151H182ZM185 152V151H184ZM196 152H198V151H196ZM208 152V150H206V153ZM210 152V151H209ZM46 153V152H45ZM54 153V152H53ZM72 153H74V152H72ZM78 153H79V151H78ZM81 154H82V152H80ZM99 153V152H98ZM97 153V154H98ZM100 153H102V152H100ZM151 153V152H150ZM160 153V152H159ZM158 153V151H157V154H159ZM164 153H166V152H164ZM191 153V152H190ZM46 154H48V153H46ZM61 154V153H60ZM76 154V153H75ZM145 154V153H144ZM148 154V153H147ZM152 154H153V152H152ZM161 154V153H160ZM159 154V155H160ZM182 154V153H181ZM196 154V153H195ZM202 154V153H201ZM204 154V153H203ZM213 154V153H212ZM42 155V154H41ZM40 155V156H41ZM142 155V154H141ZM173 155H174V153H167L166 154V156L168 157V158H171V159H173L174 157H173ZM193 155V154H192ZM196 155H198V153L196 154ZM14 156V155H13ZM12 156V157H13ZM17 156V155H16ZM24 156V155H23ZM22 156V157H23ZM48 156V155H47ZM65 156V155H64ZM80 156V155H79ZM85 156H86V154H85ZM88 156V155H87ZM86 156V157H87ZM91 156H93V155H91ZM102 156V155H101ZM149 156H150V154H149ZM153 156V155H152ZM151 156V157H152ZM210 156V155H209ZM2 157V156H1ZM7 157V156H6ZM9 157V156H8ZM18 157V156H17ZM32 157H34V156H32ZM56 157V156H55ZM58 157V156H57ZM63 157V156H62ZM99 157V156H98ZM145 157V156H144ZM148 156L146 155V158H147ZM154 157H156V153H155V156ZM161 157H162V155H161ZM189 157V156H188ZM193 157V156H192ZM192 157H189V158H191V160L193 161V159H192ZM195 157V156H194ZM15 158V157H14ZM78 158V157H77ZM95 158V157H94ZM105 158V157H104ZM140 158H141V156H140ZM179 158H183V157H179ZM178 158V159H179ZM186 158V157H185ZM207 158V157H206ZM19 159V158H18ZM38 159V158H37ZM63 159V158H62ZM86 159V158H85ZM84 159V160H85ZM121 159V158H120ZM141 159H143V158H141ZM148 159V158H147ZM146 159V160H147ZM187 159V158H186ZM185 159V160H186ZM14 160V159H13ZM29 160V159H28ZM83 160V161H84ZM90 160V159H89ZM99 160H100V158H99ZM105 160V159H104ZM103 160V161H104ZM131 160V159H130ZM150 160V159H149ZM158 160H161L160 158H158ZM163 160V159H162ZM174 160H177V159H174ZM197 160H198V156H197ZM18 161V160H17ZM25 161V160H24ZM23 161V162H24ZM39 161H43V160H39ZM50 161V160H49ZM91 161V160H90ZM110 161V160H109ZM108 161V162H109ZM132 161V160H131ZM155 161H156V159H155ZM195 161V160H194ZM193 161V162H194ZM203 161V160H202ZM3 162V161H2ZM7 162H10V161H7ZM6 161H5V163H7ZM34 162H35V158H34ZM59 162V161H58ZM57 162V163H58ZM75 162H76V160H75ZM107 162V161H106ZM134 162V161H133ZM136 162H137V160H136ZM135 162V163H136ZM143 162H144V160H143ZM150 162V161H149ZM165 162V161H164ZM178 162V161H177ZM180 162V161H179ZM178 162V163H179ZM197 162V161H196ZM205 162V161H204ZM207 162V161H206ZM11 163V162H10ZM18 163V162H17ZM24 163H26V162H24ZM23 163V164H24ZM56 163V164H57ZM66 164H68L69 166L71 165V167H74V165H76L72 160H69L68 162H65ZM83 163V162H82ZM97 163V162H96ZM127 163H129L128 161H127ZM162 163V162H161ZM200 163H202V162H200ZM199 163V164H200ZM15 164V163H14ZM21 164V163H20ZM19 164V165H20ZM41 164H42V162H41ZM64 164V163H63ZM62 164V165H63ZM88 164V163H87ZM105 164V163H104ZM144 164V163H143ZM150 164V163H149ZM164 164V163H163ZM162 164V165H163ZM203 164V163H202ZM207 164V163H206ZM8 165V164H7ZM19 165H17V166H19ZM34 165V164H33ZM80 165V164H79ZM91 165V164H90ZM103 165V164H102ZM115 165H117V164H114V166ZM139 165H140V162H139ZM142 165V164H141ZM146 165V164H145ZM152 165V164H151ZM162 165H160V166H162ZM167 165V164H166ZM178 165V164H177ZM198 165V164H197ZM196 165V166H197ZM208 165H209V163H208ZM215 165V164H214ZM10 166V165H9ZM14 166V165H13ZM17 166H15V167H17ZM25 166V165H24ZM27 166H29L28 165V163H27ZM36 166V165H35ZM43 166V165H42ZM54 166V165H53ZM67 166V165H66ZM112 166V165H111ZM136 166V165H135ZM159 166V165H158ZM171 166V165H170ZM206 166V165H205ZM211 166V165H210ZM216 166V165H215ZM219 166V165H218ZM217 166V167H218ZM23 167V166H22ZM47 167V166H46ZM63 167V166H62ZM94 167V166H93ZM120 167V166H119ZM139 167V166H138ZM146 167H148V166H146ZM145 167V168H146ZM150 167V166H149ZM148 167V168H149ZM174 167V166H173ZM172 167V168H173ZM200 167H202V166H200ZM211 167H213V166H211ZM5 168V167H4ZM4 168H2V166H0V169H3V171L2 172H5V170H4ZM24 168V167H23ZM34 168H36V167H34ZM68 168V167H67ZM77 168H79L78 166H77ZM88 168V167H87ZM105 169H106V167H104ZM128 168V167H127ZM130 168H132L131 166H130ZM134 168V167H133ZM140 168V167H139ZM147 168V169H148ZM153 168H155V167H153ZM171 168V167H170ZM177 168V167H176ZM184 168V167H183ZM186 168V167H185ZM213 168H215V167H213ZM10 169V168H9ZM12 169V168H11ZM17 169V168H16ZM89 169V168H88ZM121 169V168H120ZM129 169V168H128ZM146 169V170H147ZM165 169H168V167L166 168L165 167ZM187 169V168H186ZM217 169H220L221 170V168H217ZM27 170V169H26ZM50 170H52V169H50ZM76 170V169H75ZM80 170V169H79ZM110 170V169H109ZM130 170V169H129ZM148 170H150V169H148ZM157 170V169H156ZM155 170V171H156ZM175 168H174V172H175ZM179 170V169H178ZM206 170V169H205ZM227 171H228V169H226ZM9 171V170H8ZM24 171V170H23ZM38 171V170H37ZM57 171V170H56ZM91 171V170H90ZM103 171H107V170H103ZM112 171V170H111ZM127 171V170H126ZM134 171V170H133ZM132 171V172H133ZM141 171H142V169H141ZM144 171V170H143ZM154 171V172H155ZM158 171V170H157ZM163 171V170H162ZM164 171H166V170H164ZM173 171V170H172ZM181 171V170H180ZM183 171V170H182ZM202 171V170H201ZM204 171V170H203ZM214 171H216V170H214ZM223 171V170H222ZM2 172L0 173V186H1V188H7V190L8 191H10V192H13L14 193V195L16 194V195H20V196H24V198L28 201L29 200V196L31 195V194H35V195H38L39 194V190L37 189V186L35 185V184H32V182L31 183H29V182H27V184L29 185V189H30V191L28 190V193H30V195H28L27 196V194L25 193V192H23V190L22 189H19L17 186L15 187V184H13L12 182H10V181H7L5 178H3V175H2ZM44 172V171H43ZM77 172V171H76ZM85 172H86V170H85ZM100 172H102L101 170H100ZM120 172V171H119ZM148 172V171H147ZM170 172H171V170H170ZM178 172V171H177ZM186 173H187V171H185ZM204 172H206V171H204ZM48 173V172H47ZM46 173V174H47ZM59 173V172H58ZM62 173V172H61ZM60 173V174H61ZM75 173V172H74ZM80 173V172H79ZM83 173V172H82ZM81 173V174H82ZM87 173V172H86ZM85 173V174H86ZM131 173V172H130ZM129 173V174H130ZM137 174H138V170H137V172H136ZM149 173V172H148ZM152 173V172H151ZM168 173V172H167ZM172 173V172H171ZM182 172H180V174H181ZM198 173V172H197ZM203 173V172H202ZM213 173V172H212ZM228 173V172H227ZM18 174V173H17ZM46 174H44V175H46ZM69 174V173H68ZM77 174V173H76ZM84 174V173H83ZM82 174V175H83ZM88 174V173H87ZM86 174V175H87ZM97 174V173H96ZM106 174V173H105ZM113 174V173H112ZM116 174V173H115ZM124 173H121V174H119V175H123ZM128 174V173H127ZM134 174V173H133ZM141 174V173H140ZM143 174V173H142ZM154 174H156V173H153V175ZM166 174V173H165ZM206 174V173H205ZM7 175H9V174H7ZM11 175V174H10ZM22 175H24V172H23V174ZM41 175V174H40ZM69 175H71V174H69ZM114 175V174H113ZM112 175V176H113ZM164 175V174H163ZM171 176H172V174H170ZM175 175V174H174ZM186 175V174H185ZM189 175H191V174H189ZM196 174H194V176H195ZM197 175H199L200 176V174H197ZM218 175L219 174H217V177H218ZM230 175V174H229ZM14 176V175H13ZM13 176H12V179H13ZM15 176H17V175H15ZM19 176V175H18ZM17 176V177H18ZM63 176V175H62ZM75 176V175H74ZM79 176V175H78ZM97 176V175H96ZM95 176V177H96ZM106 176V175H105ZM111 176V177H112ZM142 176V175H141ZM144 176V175H143ZM152 176V175H151ZM157 176V175H156ZM166 176V175H165ZM165 176H163L164 178H165ZM170 176V177H171ZM176 176V175H175ZM180 176H184V174L183 175H179V177ZM205 176V175H204ZM227 176H228V174H227ZM231 176V175H230ZM230 176H228V178L230 177ZM9 177V176H8ZM22 176H19V178L20 179H23V178H21ZM24 177H26V179L28 178V176H24ZM30 177V176H29ZM53 177H54V175H53ZM60 177V176H59ZM66 177H68V176H66ZM80 177V176H79ZM92 177V176H91ZM90 177V178H91ZM100 177V176H99ZM109 177V176H108ZM113 177H115V176H113ZM159 177V176H158ZM161 178H158L159 180L161 179L162 180V176H160ZM169 177V176H168ZM192 177V176H191ZM209 177H211V176H209ZM15 178V177H14ZM101 178H102V176H101ZM105 178V177H104ZM126 178H127V176H126ZM134 178V177H133ZM139 178V177H138ZM148 178V177H147ZM152 178V177H151ZM175 178V177H174ZM187 178V177H186ZM196 178V177H195ZM55 179V178H54ZM67 179V178H66ZM87 179V178H86ZM93 179V178H92ZM106 179H107V177H106ZM105 179V180H106ZM112 178H110V180H111ZM146 179V178H145ZM153 179V178H152ZM157 179V183H159L160 181ZM173 179V178H172ZM189 179V178H188ZM200 179V178H199ZM205 179H207V178H205L204 177V179H202V180H204V181H206ZM220 179V178H219ZM232 179L233 178H231L230 179V181H232ZM240 179V178H239ZM15 180H16V178H15ZM24 180V179H23ZM70 180V179H69ZM77 180V179H76ZM109 180V179H108ZM127 180H128V178H127ZM142 180V179H141ZM154 180V179H153ZM152 180V181H153ZM168 180H171V179H168ZM168 180H167V182H168ZM177 180V179H176ZM191 180H193V179H191ZM198 180V179H197ZM208 180V179H207ZM211 180L213 181V179L211 178ZM223 180V179H222ZM234 180V179H233ZM253 180V179H252ZM18 181V180H17ZM16 181V182H17ZM30 181H31V179H30ZM33 181V180H32ZM87 181H88V179H87ZM99 181V180H98ZM126 181V180H125ZM138 181V180H137ZM149 181V180H148ZM164 181V180H163ZM173 181V180H172ZM199 181V180H198ZM203 181V183L205 184V182ZM211 181V182H212ZM218 181H220V180H218ZM241 181H242V179H241ZM35 182V181H34ZM59 182V181H58ZM83 182H84V180H83ZM92 182V181H91ZM90 182V183H91ZM141 182H143V181H141ZM162 182V181H161ZM176 182V184H177V181H175ZM208 182V181H207ZM207 182H206V184L205 185H207ZM221 183H222V181H220ZM237 182V181H236ZM252 182V181H251ZM56 183V182H55ZM75 183V182H74ZM77 183V182H76ZM100 183V182H99ZM138 183V182H137ZM146 183V182H145ZM156 183V182H155ZM169 183H171V181L169 182ZM195 183V182H194ZM200 183V182H199ZM216 183V182H215ZM219 183V182H218ZM19 184V183H18ZM81 184V183H80ZM103 184H105V183H103ZM110 184H111V181H110ZM121 184V183H120ZM128 184V183H127ZM127 184H126V186H127ZM140 184V183H139ZM159 184H161V183H159ZM163 184V183H162ZM164 184H166V182H164ZM163 184V185H164ZM168 184V183H167ZM166 184V185H167ZM172 184H174L175 186H176V184L175 183H172ZM201 184V183H200ZM199 184V185H200ZM212 184V183H211ZM214 184V183H213ZM220 184V183H219ZM239 184V183H238ZM248 184V183H247ZM82 185V184H81ZM130 185H132V184H130ZM166 185H164V186H166ZM177 185H180V182H178V184ZM204 185V186H205ZM210 185V184H209ZM216 184H214V186H215ZM227 185H229V184H227ZM245 185V184H244ZM20 186V185H19ZM22 186V185H21ZM97 186H98V184H97ZM103 186V185H102ZM111 186V185H110ZM123 186H125V184L123 185ZM122 186V187H123ZM156 186H157V184H156ZM191 186V185H190ZM203 186V185H202ZM212 186V188H213V185H211ZM222 186V185H221ZM256 186V185H255ZM23 187V186H22ZM21 187V188H22ZM40 187V186H39ZM60 187V186H59ZM71 187V186H70ZM93 187V186H92ZM95 187V186H94ZM115 187V186H114ZM138 187V186H137ZM146 187H148V186H146ZM152 187V186H151ZM154 187V186H153ZM167 187H168V185H167ZM183 187H185V185L183 184ZM188 187V186H187ZM215 187H217V186H215ZM214 187V188H215ZM224 187V186H223ZM231 187V186H230ZM245 187V186H244ZM64 188H66L65 186H64ZM103 188V187H102ZM108 188H109V186H108ZM126 188V187H125ZM171 188V187H170ZM174 188V187H173ZM179 188V187H178ZM218 188V187H217ZM222 188V187H221ZM229 188V187H228ZM258 188V187H257ZM80 189V188H79ZM92 189V188H91ZM97 189H98V187H97ZM106 189V188H105ZM112 189H113V187H112ZM112 189H111V191H112ZM116 189V188H115ZM129 189V188H128ZM135 189V188H134ZM138 189H140L139 187H138ZM137 189V191H139ZM158 189H160V188H158ZM169 189V188H168ZM176 189V188H175ZM183 190H184V188H182ZM182 189H179V191L180 190H182ZM188 190H190V193H191V189H189V187L187 188ZM194 189V188H193ZM233 189H236V188H233ZM260 189H261V187H260ZM260 189H258L259 191H260ZM64 190V189H63ZM67 190V189H66ZM86 190V189H85ZM127 190V189H126ZM126 190H125V193H126ZM132 190V189H131ZM141 190V189H140ZM143 190V189H142ZM147 190V189H146ZM169 190H171V189H169ZM215 190H217V189H215ZM245 190H247L246 189V187H245ZM256 190V189H255ZM262 190H264V188H262ZM261 190V191H262ZM3 191H5L4 189H0V198H1V195H2V192ZM77 191V190H76ZM83 191H84V189H83ZM82 191V192H83ZM95 191V190H94ZM98 191V190H97ZM108 191V190H107ZM130 191V190H129ZM132 191H134V190H132ZM131 191V192H132ZM153 191V190H152ZM166 191H168V190H166ZM193 191V190H192ZM214 191V190H213ZM221 191H222V189H221ZM234 191L235 190H233V193H234ZM257 191V190H256ZM67 192V191H66ZM86 192V191H85ZM93 191H91V193H92ZM114 194H116L119 198H121V201L123 200V201H126V200H128L129 198H127V197H125V194H124V187H123V189L122 188H117V190L115 191V190H113L112 191ZM156 192V191H155ZM158 192V191H157ZM194 192V191H193ZM210 192H212V191H210ZM220 192V191H219ZM228 192V191H227ZM239 192V191H238ZM237 192V193H238ZM70 193V192H69ZM77 193V192H76ZM87 193V192H86ZM94 193V192H93ZM109 193V192H108ZM111 193V192H110ZM137 193V192H136ZM169 192H167V194H168ZM173 193V192H172ZM186 193H188V192H186ZM201 193V192H200ZM213 193V192H212ZM214 193H216V192H214ZM223 193H226V192H223ZM228 193H231L232 194V191L230 192H228ZM227 193V194H228ZM237 193H235L236 194V198H238L237 196ZM261 193H264V191H262ZM4 194V193H3ZM6 194V193H5ZM42 194H45V193H42ZM77 194H79V193H77ZM76 194V195H77ZM85 193H83V195H84ZM114 194H112V195H110V196H113ZM138 194V193H137ZM144 194V193H143ZM146 194V193H145ZM158 194V193H157ZM179 194H181V193H179ZM178 194V195H179ZM195 194H197V193H195ZM195 194H193V195H195ZM203 194V193H202ZM205 194V193H204ZM203 194V195H204ZM217 194V193H216ZM227 194H225L224 195V198L227 196ZM239 194V193H238ZM8 195V194H7ZM13 195V196H14ZM34 195V196H35ZM70 195V194H69ZM100 195V194H99ZM135 195V194H134ZM133 195V196H134ZM141 195V194H140ZM183 195V194H182ZM190 195V194H189ZM212 195V194H211ZM215 195V194H214ZM214 195H212L213 196V198H214ZM219 195H221V194H219ZM219 195H216V196H219ZM240 195V194H239ZM256 195V194H255ZM261 195V194H260ZM260 195L259 196H257V197H260ZM3 196V195H2ZM39 196H42V198H43V195H39ZM45 197L47 196V194L46 195H44ZM72 196V195H71ZM78 197H79V195H77ZM115 196V195H114ZM116 196V197H117ZM136 196V195H135ZM207 196H209V195H207ZM223 196V195H222ZM229 196H231L230 194H229ZM227 197L228 199L230 198V197ZM234 197H235V195H233ZM231 197V198H233L234 199V197ZM242 196V195H241ZM9 197V196H8ZM16 197V196H15ZM15 197H14V199H15ZM77 197V198H78ZM84 197V196H83ZM82 197V198H83ZM85 197H88V196H85ZM137 197V196H136ZM142 197V196H141ZM145 197V196H144ZM161 197H162V195H161ZM185 197V196H184ZM190 197V196H189ZM194 197V196H193ZM196 197V196H195ZM210 197V196H209ZM209 197H208V199H209ZM220 197V196H219ZM218 197V198H219ZM251 197H253V196H251ZM256 196H255V198H257ZM3 198V197H2ZM6 198V197H5ZM19 198V197H18ZM33 198V197H32ZM42 198H40V200L42 199ZM67 198V197H66ZM76 198V197H75ZM89 198V197H88ZM99 198H100V196H99ZM108 198H109V196H108ZM139 198V197H138ZM202 198V197H201ZM205 198V197H204ZM213 198H212V200H213ZM221 198V197H220ZM223 198V197H222ZM243 198V197H242ZM254 198V197H253ZM252 198V199H253ZM9 199H12V197H10ZM20 200H23V199H21V197L19 198ZM31 199V198H30ZM35 199V198H34ZM34 199H32V200H34ZM44 199V198H43ZM68 199V198H67ZM70 199V198H69ZM72 199H74V198H72ZM71 199V200H72ZM85 199V198H84ZM117 199V198H116ZM142 199H143V197H142ZM154 199V198H153ZM182 199V198H181ZM194 199V198H193ZM228 199H226L225 198V200L227 201ZM38 200V199H37ZM37 200H36V202H37ZM112 200V199H111ZM136 200H137V198H136ZM144 200V202L146 201L145 199H143ZM155 201H156V199H154ZM187 200V198L185 199V201ZM192 200V199H191ZM199 200V199H198ZM218 200V199H217ZM232 200V199H231ZM238 201V203H240V200L239 199H237ZM6 201V200H5ZM90 201V200H89ZM106 201V200H105ZM109 201V200H108ZM135 201V200H134ZM134 201L132 200V202H133V204H134ZM141 201V200H140ZM170 201H172V200H170ZM195 201V200H194ZM206 201H208V200H206ZM220 201V200H219ZM236 200H234L233 202H235ZM256 201V200H255ZM13 202V201H12ZM16 202V201H15ZM24 202V201H23ZM33 202H35V201H33ZM35 202V203H36ZM44 202V201H43ZM58 202V201H57ZM104 202V201H103ZM112 202V201H111ZM131 202V201H130ZM129 202V203H130ZM137 202V201H136ZM179 202V201H178ZM178 202H176V203H178ZM180 202H182V201H180ZM187 202H189V201H187ZM205 202V201H204ZM212 202V201H211ZM213 202H215L216 203V200L214 199V201ZM236 202V203H237ZM257 202V201H256ZM262 202V201H261ZM1 203H3L4 204V202H3V200L1 199ZM0 203V213H2L3 211H2V209L4 208V206H2V204ZM6 203V202H5ZM10 203V202H9ZM17 203H19V202H17ZM21 203V202H20ZM19 203V204H20ZM42 203V202H41ZM40 203V204H41ZM69 203H71V201L69 202ZM113 203V202H112ZM119 203V202H118ZM155 203L156 202H154V205H155ZM186 203V202H185ZM206 203H210V200H209V202H206ZM215 203H213V205H215ZM219 203V202H218ZM231 203V202H230ZM237 203V204H238ZM242 203H243V201H242ZM18 204V205H19ZM27 204V203H26ZM38 204V203H37ZM44 204V203H43ZM42 204V205H43ZM58 204V203H57ZM100 204V203H99ZM123 204V203H122ZM126 204V203H125ZM132 204V205H133ZM139 204V203H138ZM141 204V203H140ZM146 204H147V202H146ZM145 204V205H146ZM158 204V203H157ZM187 204V203H186ZM185 204V205H186ZM210 204H212V203H210ZM234 204V203H233ZM22 205V204H21ZM39 205V204H38ZM62 205V204H61ZM70 205V204H69ZM78 205V204H77ZM87 205V204H86ZM128 205V204H127ZM149 205V206H148ZM148 205H147V207H150V204L148 203ZM152 205H153V203H152ZM153 205V206H154ZM179 205V204H178ZM218 205V204H217ZM222 205H223V203H222ZM242 205H244V203L242 204ZM247 205V204H246ZM23 206H25V204L23 205ZM27 206V205H26ZM25 206V207H26ZM33 206V205H32ZM37 206V205H36ZM50 206V205H49ZM65 206V205H64ZM99 206V205H98ZM107 206H108V204H107ZM110 206V205H109ZM135 206V205H134ZM139 206V205H138ZM189 206V205H188ZM231 206V205H230ZM235 206V205H234ZM241 205H239V207H240ZM261 206V205H260ZM259 206V207H260ZM3 207V208H2ZM8 207V206H7ZM48 207V206H47ZM46 207V208H47ZM95 207V206H94ZM112 207V206H111ZM121 207V206H120ZM131 207V206H130ZM145 207V206H144ZM144 207H142V208H144ZM187 207V206H186ZM201 207H202V205H201ZM222 207V206H221ZM236 207H237V205H236ZM235 207V208H236ZM248 207H249V205H248ZM2 208V209H1ZM13 208V207H12ZM17 208V207H16ZM21 208V207H20ZM20 208H18L19 210H20ZM49 208V207H48ZM51 208H53V207H51ZM60 208V207H59ZM109 208V207H108ZM108 208H106V209H108ZM125 208H127V207H125ZM132 208V207H131ZM139 208H140V206H139ZM225 208V207H224ZM238 208V207H237ZM243 208V207H242ZM250 208V207H249ZM258 208V207H257ZM14 209V208H13ZM22 209V208H21ZM41 209H42V207H41ZM40 209V210H41ZM43 209H44V206H43ZM61 209V208H60ZM66 209H68V208H66ZM96 209H97V207H96ZM105 209V210H106ZM123 209V208H122ZM133 209H134V207H133ZM135 209H138V208H135ZM149 210H151L152 209V207H151V209L150 208H148ZM154 209V208H153ZM163 209H165V210H163ZM163 209H159L158 211H157V209H155L156 210V213L155 214H153L152 215V226H151V228H145V227H143V226H138L137 228H133V229H128V227H127V229H126V227H124L123 228V230H122V233L120 234V236L118 237V241H117V244H116V254H118V257H117V259H114V258H111L110 259V264H118V262L117 261H120V264H186L185 262H184V260L186 259V257L190 260V261H192V262H196V263H198V264H264V227H260V228H258V229H254V230H251L250 228H248V227H250V226H248V227H240V228H228V229H225V228H223V227H220V218L219 217H216V216H208V215H206L205 213H203V212H201V211H199V210H197V211H192L191 213H189V212H187V211H184V210H181L179 207H177V206H174V207H172V208H163ZM229 209V208H228ZM234 209V208H233ZM232 209V210H233ZM239 209H241V208H239ZM238 209V210H239ZM29 210V209H28ZM58 210V209H57ZM95 210V209H94ZM121 210V209H120ZM145 210V209H144ZM154 210V211H155ZM205 210V209H204ZM238 210H236V211H238ZM246 210V209H245ZM248 210V209H247ZM253 210V209H252ZM258 210V209H257ZM5 211H6V209H5ZM13 211V210H12ZM11 211V212H12ZM22 211V210H21ZM33 211H35V210H33ZM37 211H38V209H37ZM47 212H48V210H46ZM62 211V210H61ZM64 211H66V210H64ZM87 211V210H86ZM128 211H130V210H128ZM140 211H141V209H140ZM234 211H235V209H234ZM235 211V212H236ZM26 212H29V211H26ZM32 212V211H31ZM44 212H45V210H44ZM43 212V213H44ZM59 212V211H58ZM91 212V211H90ZM114 212V211H113ZM117 212H119V211H117ZM142 212H143V210H142ZM145 213L144 214H146V211H144ZM206 212V211H205ZM239 212V211H238ZM246 212H250V210L249 211H246ZM256 212V211H255ZM36 213V212H35ZM34 213V214H35ZM63 213V212H62ZM126 213H128V212H126ZM132 213V212H131ZM137 213V212H136ZM148 213V212H147ZM153 213V212H152ZM251 213V212H250ZM257 213V212H256ZM5 214V213H4ZM21 214H24V211H23V213H21ZM32 214V213H31ZM38 214V213H37ZM69 214V213H68ZM105 214V213H104ZM111 214V213H110ZM122 214V213H121ZM149 214V213H148ZM205 214V215H204ZM221 214L222 215H226L227 213H225V212H221ZM236 214V213H235ZM239 214V213H238ZM18 215H19V213H18ZM91 215V214H90ZM243 215V214H242ZM255 215V214H254ZM35 216V215H34ZM60 216V215H59ZM115 216V215H114ZM151 216V215H150ZM245 216V215H244ZM243 216V217H244ZM253 216V215H252ZM259 216V215H258ZM257 216V217H258ZM36 217V216H35ZM42 217V216H41ZM64 217V216H63ZM82 217H84V216H82ZM107 217H109V216H107ZM124 217V216H123ZM143 217V216H142ZM2 218H4V217H2ZM23 219H24V216L22 217ZM21 218V219H22ZM31 218V217H30ZM45 218V217H44ZM88 218V217H87ZM116 218V217H115ZM115 218H112L113 219V221H111V222H115ZM128 218V217H127ZM254 218H256V217H254ZM262 218V217H261ZM7 219H10V218H7ZM16 219V218H15ZM14 219V220H15ZM20 219V220H21ZM22 219V220H23ZM26 219V218H25ZM82 219V218H81ZM129 219V218H128ZM138 219V218H137ZM252 219V218H251ZM1 220V219H0ZM28 220V219H27ZM30 220V219H29ZM28 220V221H29ZM42 220V219H41ZM61 220V219H60ZM75 220V219H74ZM147 220H148V218H147ZM11 221V220H10ZM26 221V220H25ZM44 221V220H43ZM46 221V220H45ZM117 221V220H116ZM129 221V220H128ZM1 222V221H0ZM14 222H16V221H14ZM30 222V221H29ZM31 222H33V221H31ZM28 223V227H27V230H26V234H27V236H30V235H33L36 231H34V226H33V224L32 223ZM71 222V221H70ZM77 222V221H76ZM88 222V221H87ZM86 222V223H87ZM94 222V221H93ZM103 222V221H102ZM106 222V221H105ZM121 222V221H120ZM22 223V222H21ZM26 223V222H25ZM35 223V222H34ZM46 223V222H45ZM47 223H48V221H47ZM69 223V222H68ZM73 223H75V222H73ZM90 223V222H89ZM108 223V222H107ZM106 223V224H107ZM116 223H118V222H116ZM129 223V222H128ZM261 223H264V221H261ZM13 224V223H12ZM36 224L38 225V223L36 222ZM40 224V223H39ZM95 224H96V222H95ZM114 224V223H113ZM119 224V223H118ZM121 224V223H120ZM133 224H135L134 222H133ZM138 224V223H137ZM143 224V223H142ZM148 224H150V223H148ZM237 224V223H236ZM42 225V224H41ZM41 225H39V226H41ZM46 225V224H45ZM54 224H52V226H53ZM76 225V224H75ZM90 225V224H89ZM93 225V224H92ZM104 225H105V223H104ZM116 225V224H115ZM122 226H125L124 224H123V221H122V224H121ZM246 225V224H245ZM248 225H250V224H248ZM7 226V225H6ZM51 226V225H50ZM97 226V225H96ZM110 226H111V224H110ZM117 226V225H116ZM115 226V227H116ZM121 226V227H122ZM146 226V225H145ZM252 226V225H251ZM254 226V225H253ZM11 227H13V226H11ZM18 227V226H17ZM20 227V226H19ZM49 227V226H48ZM54 227V226H53ZM52 227V228H53ZM70 227V226H69ZM93 227V226H92ZM92 227H90V228H92ZM108 227H109V225H108ZM107 227V228H108ZM114 227V226H113ZM1 228H3V226L1 227ZM10 228V227H9ZM15 228H16V225H15ZM39 228V227H38ZM37 228V230H39ZM40 228H42V227H40ZM47 228V227H46ZM46 228H45V226L43 227V229H45L46 230ZM66 228V227H65ZM98 228V227H97ZM105 228V227H104ZM132 228V227H131ZM254 228V227H253ZM10 229H12V228H10ZM71 229V228H70ZM77 229V228H76ZM110 229V228H109ZM120 229V228H119ZM1 230V229H0ZM6 230V229H5ZM93 230V229H92ZM95 230V229H94ZM99 230V229H98ZM107 230V229H106ZM3 231V230H2ZM7 231V230H6ZM41 231V230H40ZM44 231V230H43ZM56 231V230H55ZM66 231V230H65ZM68 231V230H67ZM100 231V230H99ZM3 232H5V231H3ZM9 232V231H8ZM105 232V231H104ZM108 232V231H107ZM106 232V233H107ZM110 232H111V230H110ZM109 232V233H110ZM117 232V231H116ZM45 233L47 234V235H49V236H54L55 235V232H53V231H51V230H46L45 231ZM25 234V233H24ZM60 234H61V232H60ZM98 234H99V232H98ZM0 235H1V233H0ZM3 235V234H2ZM19 235V234H18ZM57 235H59V233H57ZM88 235V234H87ZM8 236V235H7ZM14 236V235H13ZM23 236V235H22ZM27 236H25V237H27ZM39 236V235H38ZM60 236V239H61V236L62 235H59ZM81 236V235H80ZM86 236V235H85ZM90 236V235H89ZM96 236V235H95ZM115 236V235H114ZM113 236V237H114ZM6 237V236H5ZM31 237V236H30ZM4 238V237H3ZM2 238V239H3ZM11 238V237H10ZM36 238H38V237H36ZM45 238H46V236H45ZM55 238H57V237H55ZM87 238V237H86ZM97 238V237H96ZM32 239V238H31ZM42 239V238H41ZM50 239V238H49ZM60 239H58V240H60ZM108 239V238H107ZM1 240V239H0ZM5 240V239H4ZM8 240V239H7ZM17 240V239H16ZM15 240V241H16ZM20 240V239H19ZM38 240V239H37ZM51 240V239H50ZM57 240V241H58ZM65 240V239H64ZM93 240V239H92ZM100 240V239H99ZM105 240H106V238H105ZM109 240H111V239H109ZM112 240H113V238H112ZM111 240V241H112ZM39 241V240H38ZM47 241H49V240H47ZM54 241H56L55 239H54ZM56 241V242H57ZM1 242V241H0ZM19 242V241H18ZM25 242V241H24ZM23 242V243H24ZM27 242V241H26ZM31 242V241H30ZM42 242V241H41ZM66 241H64V243H65ZM67 242H69V241H67ZM93 242V241H92ZM15 243V242H14ZM21 243V242H20ZM20 243H19V245H20ZM36 242L34 241V244H35ZM38 243V242H37ZM55 243V242H54ZM108 243V242H107ZM9 244H10V242H9ZM16 244H17V242H16ZM32 244V243H31ZM38 244H40V243H38ZM42 244V243H41ZM48 244H50V243H48ZM48 244H47V246H48ZM53 244V243H52ZM72 244V243H71ZM3 245V244H2ZM23 245V244H22ZM27 245V244H26ZM25 245V246H26ZM67 245V244H66ZM65 245V246H66ZM100 245V244H99ZM9 246V245H8ZM12 246V245H11ZM51 246V245H50ZM50 246H48V247H50ZM53 246V245H52ZM51 246V247H52ZM72 246V245H71ZM95 246H96V244H95ZM106 246V245H105ZM108 246V245H107ZM112 246V245H111ZM16 247V246H15ZM35 247V246H34ZM34 247H33V249H34ZM43 247V246H42ZM41 247V248H42ZM54 247H57V245H55ZM74 247H76L77 248V246H74ZM73 247V248H74ZM92 247V246H91ZM99 247H101V246H99ZM104 247V246H103ZM2 248V247H1ZM40 248V249H41ZM64 248V247H63ZM72 248V249H73ZM94 248V247H93ZM105 248V247H104ZM107 248V247H106ZM48 249V248H47ZM51 249V248H50ZM57 249V248H56ZM56 249H55V251H56ZM65 249V248H64ZM81 249V248H80ZM80 249H79V251H80ZM95 249V248H94ZM109 249V248H108ZM1 250V249H0ZM44 250V249H43ZM46 250V249H45ZM57 250H59V248L57 249ZM110 250V249H109ZM2 251H3V249H2ZM7 251V250H6ZM10 250H8V252H9ZM18 251V250H17ZM24 251V250H23ZM50 250H48V252H49ZM55 251H54V253H55ZM72 251V250H71ZM75 251H76V249H75ZM86 251V250H85ZM52 252V251H51ZM61 252V251H60ZM59 252V253H60ZM64 252V251H63ZM62 252V253H63ZM113 252V251H112ZM25 253V252H24ZM77 252H75L74 254H76ZM82 253V252H81ZM85 253V252H84ZM91 253V252H90ZM5 254V253H4ZM17 254V253H16ZM19 254V253H18ZM51 254V253H50ZM67 254H68V252H67ZM1 255V254H0ZM21 255V254H20ZM23 255H25V254H23ZM29 255V254H28ZM33 255V254H32ZM61 255H63V254H61ZM65 255V254H64ZM73 255V254H72ZM88 255V254H87ZM35 256H36V254H35ZM40 256H42V255H40ZM52 256V255H51ZM50 256V257H51ZM68 256H69V254H68ZM74 256V255H73ZM15 257H17V256H15ZM24 257V256H23ZM32 257V256H31ZM39 257V256H38ZM46 257V256H45ZM53 257V256H52ZM63 257V256H62ZM71 257V256H70ZM78 257V256H77ZM81 257V256H80ZM79 257V258H80ZM83 257V256H82ZM88 257V256H87ZM94 257H96V256H94ZM98 257V256H97ZM9 258V257H8ZM56 258H58V257H56ZM76 258V257H75ZM74 258V259H75ZM4 259V258H3ZM23 259V258H22ZM28 259H29V257H28ZM35 258H33V260H34ZM39 259V258H38ZM47 259V258H46ZM49 259H51V258H49ZM48 259V260H49ZM61 259H63V258H61ZM65 259V258H64ZM72 260H74L73 258H71ZM9 260V259H8ZM12 260V259H11ZM14 260V259H13ZM20 260V259H19ZM37 260V259H36ZM52 260V259H51ZM58 260V259H57ZM68 260V259H67ZM69 260H70V258H69ZM77 260H79V259H77L76 258V261ZM100 260H101V258H100ZM10 261V260H9ZM17 261V260H16ZM25 261V260H24ZM27 261V260H26ZM32 261V260H31ZM35 261V260H34ZM40 261V260H39ZM62 261V260H61ZM99 261V260H98ZM186 261V260H185ZM4 262V261H3ZM55 262H57V261H55ZM75 262V261H74ZM79 262H81V261H79ZM79 262H77V263H79ZM93 262V261H92ZM9 263V262H8ZM15 263V262H14ZM33 263V262H32ZM63 263V262H62ZM67 263V262H66ZM76 263V264H77ZM85 263V262H84ZM104 263V262H103ZM5 264H7V263H5ZM21 264V263H20ZM37 264V263H36ZM46 264H48V263H46ZM65 264V263H64ZM73 264V263H72Z\"/></svg>","mask_w":264,"mask_h":264}]
</instances>
